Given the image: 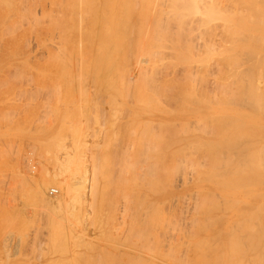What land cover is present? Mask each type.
<instances>
[{
	"label": "rangeland",
	"instance_id": "1",
	"mask_svg": "<svg viewBox=\"0 0 264 264\" xmlns=\"http://www.w3.org/2000/svg\"><path fill=\"white\" fill-rule=\"evenodd\" d=\"M104 1L105 0H95V1L94 0H91V1L90 0L89 1L88 0H78V1L77 0H0V216H1L0 217V228H2V229H0V256H1L0 257V264H101V263L102 264H106V263L107 264H113V263H115V264H119V263L120 264H133V263L134 264H140V261L135 256L137 254L139 256H141L142 258L143 257L146 258V260H148V263L146 261L147 264H152V263L153 264H155V263L156 264H182V263L188 264L187 263L188 259H189L188 262H190L191 259H192V261H194V264L204 263L203 261H205V260L209 264H214V258H215V256H212L213 253H212L211 247L210 248L207 247L206 244H205L206 246L203 245L205 247V249L207 248L206 249L207 252L204 251L205 249H202V247H203L202 245H201L202 247H199L200 245H198V247L196 246L197 245L195 243L196 239L197 238L200 239L201 237H204V236H201V235H204L205 233H206V235L207 234H210L212 232L213 233H218V234L220 233L221 234L223 231L225 232L226 229H227L226 231L229 230L231 232V231L239 228L236 231H234L235 232L234 234H237L238 235V234L241 233V231L245 230L244 229V226H243L245 224L244 222L246 220V223H247L248 217H250L252 215V213H253L252 210H255L254 211V213H255L256 212V209H257V207H256V209L255 208H252L251 211H249L248 216L246 217L247 219L243 220L244 222L241 221L242 219L239 220L240 217L236 214L237 211H238L237 210L238 209L237 208L238 206L236 204L235 205L233 204L236 200L232 199L233 201L232 200L231 201L233 203L229 201L230 202V204H229V202L226 199L224 200V197H225L224 196V193H226V195H227L228 192L230 193L231 191L232 192L234 191L235 193H237V191L239 192V190L240 191L242 190L241 192H244L243 189H242V188H244V187H242L244 184H242V185L239 186V187H242L239 190H238V188H239L238 187V184L235 185V187L236 186L238 187V188L236 187L237 189L235 190V187L233 186V184L231 185V183L228 182V180L230 178V176H228L225 179H227V182H228V185L229 186H227L228 188H226V190H224L225 188L222 187V183H223L222 180H224V179H222V178H221V182L222 183H219L220 182V178L219 177H218L219 181H216V182H214V181L211 182L210 180H207L206 181L204 179H200V181H199V179L196 178V177L199 176L198 171L202 168V167L199 168L200 167L199 166V162H200L199 160H201V158L203 160H205V158H206V160H208L206 163L209 162V165L211 164L210 162H212L213 159H215V158L221 159L220 156H219V157H215L212 160H210V155L209 154L212 152L211 153V156H213V154L215 153V151L213 150L214 151L213 152L212 149H215V150H217V149L216 148L209 149L212 144L210 146L208 144H205L207 141L204 143V145H205L204 146L203 143H202V142H204V140L201 142V139L207 138V140H208V139H211L213 136H216V135H212V133L213 134H216V133L219 134L220 132H223L224 130H226L227 128L230 127V126L228 127V125H230L228 119L229 120L231 119L230 120V122H231V128H229V129H233L237 124L238 125L241 124L242 125L241 127L244 126L246 128V129H243V130L241 129L242 132L245 131L247 133L246 134H242V136H241L242 139H240V140H244L243 137L244 138L246 137L245 140L243 141V143H245L248 140L247 137L249 138V133H250L249 131H252V132L254 131V129L253 130H250V128L252 127V125L255 126V128L257 129V128H259L261 126L260 124H262V123H260L261 120L264 121V116H262L264 114V112H262V115L260 114L261 112L259 113V111H261V110L254 111L253 113H251L250 110H252V109H250L248 107H245V106H242L241 104L239 105V103H237V102H236L237 104L236 103L234 104V103H231L230 102L231 105H229L228 104L229 103L228 101H230L229 98L231 97L232 93H230L231 95L229 94L230 96L228 95V101L227 102H226V100H223L224 97L225 98L227 97V93L226 92H228V91L225 92L226 95H224V97H223L222 94H224V92H222V90L220 89V87H222V85H223V82L222 81H227V79H229V77L227 78V76H229V73L230 72H228V74L226 72L227 69H228L227 67H228L229 63H228V65L226 64L227 63L226 62L227 59H226L225 56H224L225 58L223 57L224 59H222V56L215 55V54H217V52L219 51V49H214V50L212 49V51L211 50L208 51V54H204L205 51H206V47L208 49H210V47L213 48L212 45H211L212 42H213L212 43L213 46H215V47L218 44H220L221 46L222 45H227L229 43V41L233 37H232V35H230L229 36V40H228L227 39L228 36L224 34L225 31L224 32L222 31L223 28L220 29V27H222V26H218L217 25L216 28L215 27H212L213 29L211 27H209V26L208 27L206 26V28H208V29L205 30V27L204 26H199V24H196V22H194V24H193L194 26L191 25L192 30L190 29V26H186V28L182 26L183 29L185 28L184 30L181 29L182 27L179 26V28L181 29V31L183 30V32H182L183 35H180V36L181 37L183 36L184 38L186 36L185 40L187 39L188 41H190L188 43L189 45L187 44L188 41L186 42L184 39H181L180 36H177V33L179 34L180 32H177L175 30L174 33H176V36L177 37H175V34L172 35V36L175 37V40H177L178 37H179L180 40H181V42H182V44H184L183 42L185 41V43L187 45V46L185 45L186 48H185L184 45H182L181 43H179L180 40H179V42H178V40H177V42H174L175 40H173V43L174 44L171 42V40H169L170 41L169 44L167 46H164L165 44H167V42H165V44L163 42L166 41V39L169 37V33L170 34L173 33V30L175 29V27H177V29H179L178 26H177V24H175V26L172 27V32L171 31H168V34H167V30L168 29L170 30L171 28H168L166 30V33L164 34V36L166 35V39H164L163 41L162 40L159 41V44L161 43V46L163 45L165 47L164 49L166 51H168L166 49V47L167 48L170 47L171 49L173 48L171 51H173L174 53H170V52L165 53V50H162L161 49L164 54H161V52L159 51L158 53H160V54L158 56L155 54V57H154V55H152L153 58L151 57V59H150V56L151 55L149 54L150 56H148L146 54L149 57V61H145V60L148 59V57L144 59V55L145 54L142 55L141 52H139L137 50L139 48L140 49L142 48L141 47L142 44H143V48H145V45L148 46V44H151L152 43L150 41H153L152 40V37H151L152 36L151 35V31L150 30L149 31L148 30H145V28L143 27V24H141V20L144 17H146L147 15H144V14L142 15V12L141 11L138 12V16H141L142 15L143 18H140L138 20L140 22H138V21L136 22L138 25L134 24L135 21L133 20L132 25L134 24V26H132L131 29L133 27L136 28L138 33L135 32L136 30H133L132 34L135 32L134 33L135 36H134V38H131V37H133V35H130V37H129V35H128L129 32H127L128 33L127 34L125 32L126 30L125 31L124 30L118 31L117 30V27L114 28V25H113V22L115 21V19L118 16H120L121 18L123 16H126V14H128V16H129L132 13L130 11V9L123 7L124 9H128L130 11L129 13H127V11L125 10L126 11V14L123 15L122 14L123 13L122 12V9L120 10V9L114 8L112 6V4L114 5V0H112L113 1L112 4H109V3L112 2L110 0H106L105 2ZM103 3L104 4L106 3L105 4V7H104ZM69 7H70V9H69ZM80 7H82V9ZM105 8H107V10H105ZM110 9L113 10V11L111 12ZM136 10L134 9V11H136ZM98 11H99V13H98ZM117 11H119V13ZM117 14H119V15L116 17ZM112 15H114V16H112ZM80 16H81V18H80ZM111 17H112L113 20L111 19ZM88 18H91V19H88ZM191 18H193V20H194L195 16H193V17L191 16ZM191 18H190V20H192ZM132 19H134V18L132 17ZM111 20L113 22H111ZM122 20H120V21H122ZM81 24H82L83 27L81 26ZM135 25H136V27H135ZM196 26H199L202 30L199 27L197 29ZM108 27H109V31H108ZM209 28H211V29L209 30ZM63 29L66 30V31L64 32ZM217 29H218V31H216ZM198 30H200V32ZM85 31H87V32H85ZM146 31L150 32V37H146L145 36V34L149 36V33L146 32ZM160 31H162V30H160ZM160 31H156L154 33L155 36H156V33L157 32H160ZM197 31H198V34H197ZM89 32H90V34H89ZM164 32H165V30H164ZM184 32H186V33H184ZM187 32H189L188 33V35H189L188 37H189L190 40L187 38ZM92 33H95V34H93L94 39H92L93 38L92 35H91ZM102 33H103V35H102ZM199 33H201L202 36ZM184 34H185V36H184ZM216 34H218V35L216 36ZM105 35H106V37H108V39L105 37ZM162 35H163V33H162ZM162 35L160 36V33H159V35H157L156 37L160 36V38H161ZM192 35H193V37L194 36L195 37H199L200 39L194 37L195 40H193V39H191ZM228 35H229V33H228ZM61 36H62V40H61ZM124 36H125V38H123ZM11 37H13V38H11ZM156 37L154 38L155 40L157 39ZM81 38H82V40H83L84 43L82 42ZM129 38H131L130 39L131 41L128 40ZM140 38H142V40H140ZM146 38H147V40H146ZM148 38H149V40H148ZM163 38H165V37H163ZM123 39L125 40L124 44H126V45H124V44L123 45H116L117 48H118V46H120V47L121 46H124L123 47L124 49L121 50V54L119 52V55H118V53H117L118 51L115 52L117 49L115 48L116 50L114 51V47L113 46H115L114 44H115L116 41L118 42V43L116 42L117 44H122V42L124 41ZM133 39H134V41H135V39H137V41H135L136 43L135 42H132ZM182 40H184V41H182ZM198 40H199V43L197 44ZM251 40L254 41L253 39H250V41H248V43H250L252 45H257V46H259L258 44H260V46L262 45L263 48H264V44H261V43H257L256 44L255 42H251ZM67 41H69V42H67ZM138 41H140V42H138ZM191 41L196 46H198V45L201 44L199 47H196L195 46V49L194 50L197 53L195 51L194 52L196 54L193 51L191 52V50H193V49H190V48L194 46V45L193 46L190 45L191 44ZM214 41H215L216 44L217 43L218 44L215 45ZM221 41H222V43H221ZM236 41H237V39H236ZM157 42H156V44H157L156 46H158V43ZM205 42H206V45H207L206 47H205ZM224 42H225V44H224ZM241 42L242 41H239L238 40V43L236 45H238V44L239 45H242V44L245 45L247 41L246 42L243 41L242 43ZM244 42H245V44H244ZM129 43H131L133 45V47H131L132 45L129 44ZM133 43H135V44H133ZM138 43L139 44L141 43L140 44V47H138L139 46ZM235 43H232V44H235ZM58 44H59V46H58ZM136 44H138V45H136ZM176 44H177V47H176ZM179 44H181V45L179 46ZM208 44H209L210 47L208 46ZM243 45H242V47H243ZM125 46L128 47V48H126ZM189 46H190V48H189ZM262 46H261V49L263 50ZM219 47L220 46L218 45V47H216V48H219ZM160 48H163V47H160ZM160 48H157L156 47L154 49L157 50V49H160ZM170 48H169V50H170ZM59 49H60V51H59ZM66 49H67V51H66ZM77 49H79L80 52L79 51L77 52ZM85 49H87V50L84 51ZM118 49L120 51V48H118ZM220 49L222 50L223 48L221 47ZM102 50H103V52H102ZM129 50L132 53H130ZM258 50H260V49H258ZM70 51H72V52H70ZM87 51H89V52H87ZM220 51L218 53H220ZM124 52H126V53L129 54V55H127V57L130 59L129 60L128 58H126V62H125L126 64L123 62L124 58L126 57V55H125ZM136 52H139L142 55V58L143 59L142 58L141 59L143 60V62L142 61L141 62H142L143 65H141V62H140L141 55L139 53H136ZM70 53H72V54L70 55ZM86 53H89V54H86ZM148 53H150V52H148ZM132 54H134L133 57H132ZM137 54L139 55V59H137L138 58V55ZM170 54H172V56ZM112 55H113V58H112ZM160 55H162V56L164 55L163 56L164 58L167 55L168 56H171V57H168L167 59L165 58L167 61L165 59H163V60L166 61V64H165L164 63L165 61H160V59L162 60L163 57L158 58ZM215 56L216 57H220L219 58V61H218L219 62L218 65L217 64L216 65L214 64L215 61H214V63H212L213 62V58ZM134 57H137L136 59L138 60V62H137L138 64H135L136 62H135ZM207 57H210V59L207 58ZM62 58H63V60H62ZM117 58H119V59H117ZM156 58L159 59L158 62H157V60H155ZM182 58H183V60H181ZM204 58H205L206 61L205 60H202ZM133 59H134V61H133ZM168 59H170L169 60L170 63H168L169 62ZM200 59L202 61H204V62H202ZM208 59L210 61H208ZM216 59H218V58H216ZM220 59H221V62H220ZM65 60H67V61H65ZM97 60L99 62H101L102 64L101 63L99 64V62ZM223 60H225V61H223ZM152 61H155L157 63H154L153 64ZM172 61H173V63H171ZM197 61H198V64H199V61H200L201 62L200 65L201 66L203 65L201 67L202 69L205 68V69H203V71H202V69H200V65H198V66L196 65L195 62H197ZM109 62H111L113 64H111ZM147 62L148 63L150 62L151 64L149 63L148 66H146L147 65ZM210 62H211V65L212 66L209 65ZM174 63L175 64L177 63V64L175 66H173L172 64H174ZM216 63H217V61H216ZM222 63H225V64H222ZM120 64H122V66H118ZM170 64L172 66H170ZM204 64H205V66H204ZM108 65L111 66V69H109V72L107 71V68H106ZM157 65L159 66V69H158V66ZM187 65H189V66L186 67ZM208 65H209V67H207ZM78 66H80V67H78ZM103 66H105L106 69H104ZM166 66H168V67L170 66V67L169 68L168 67L166 68ZM246 66H248V63L244 64V67H246ZM82 67H83V69H82ZM118 67H120V68H118ZM150 67H151V69H150ZM221 67H222V71L225 70V74L224 75H226V76H224V77H226L227 79L226 78L223 79V78H221V76H219V75H223L222 73H224V72L221 71ZM229 67H230V65H229ZM68 68H69V70H68ZM86 68H88V69H86ZM179 68H181V69H179ZM95 69H97V70H95ZM126 69L129 70V71H127ZM157 69H158V71H157ZM168 69H170L169 72H168ZM192 69H194V70H192ZM214 69H215V72H213ZM111 70H113V71H111ZM143 70H147V71L145 72ZM154 70H155V75L157 74V77L155 79L157 81V85L162 84V83H160V81L161 82L166 81V82H164L165 84H167V82L170 81L169 82L170 84L169 85L167 84L169 86L167 95H169V92H171L169 97H172V95H173V97L177 96L175 98V100L172 99V98H169V99H171V101L169 99H166L167 101H169V102H166L165 101V98L163 97L164 95L161 93V92L165 91V92H163L165 94L166 93V90H164V89H166V88H162L161 89V87L159 86L160 87V89H159V87L156 88L157 86L154 85L155 83L152 84L153 80H151V77H152L151 74H150V76H151L150 78H148V76H149V73L150 72H153L152 74H154ZM165 70H167V71H165ZM219 70L222 73H219L218 72ZM95 71H96V75H98L100 77H97L96 75H94L95 74L94 73ZM116 71L118 73H115ZM190 71H192V74L194 73V75H192ZM195 71H196V74H195ZM228 71H231V70L228 69ZM82 72H83V74H82ZM105 72L106 73H109V74H106ZM124 72H126V73H124ZM158 72H159V74H158ZM128 73H129V76H127ZM123 74H125L126 77H124ZM144 74H145V76H144ZM84 75H86V76H84ZM107 75H108V77H107ZM146 75H147V79L150 80V81L149 80H147V81L150 82L151 84L150 83L147 84L148 83L147 81H146L147 83L145 82L144 79H146V78H144V77H146ZM216 75H218V77L221 78V79L219 78V80L222 83H220L219 80L216 81L218 79V77ZM118 76H119V78H118ZM130 76H131V78L133 77L132 78V82H131ZM207 76H208V78L209 77H212V79H209L208 80ZM114 77H116V78H114ZM128 77L130 78V81H128V79H129ZM136 77H138V79H136ZM141 77H143V78H141ZM170 77H171V80H170ZM172 77H174V78H172ZM192 77H194V78H192ZM107 78H108V80H107ZM188 78L190 80H188ZM195 78H196V80H195ZM206 78H207V80H206ZM116 79H117V81H116ZM123 79L124 80L127 79V82L124 81ZM172 79H174V80H172ZM213 79L214 80L216 79L215 80L216 83H220L221 85L220 84H214L215 81H213ZM68 80H72V81L69 82ZM104 80H105V82L106 81L107 82L105 83ZM158 80H160V81H158ZM112 81H113V83H112ZM120 81H122V83H120ZM187 81H188V83H186ZM194 81H196L195 82L196 84L194 83ZM65 82H67V83H65ZM102 82H104V83L103 84H99V83H102ZM125 82H126V85H125ZM158 82H159V84H158ZM179 82L183 83V85H181V83H179ZM202 82L203 83L205 82V83L203 84ZM127 83H128V86H127ZM164 83L162 84V86L168 87ZM177 83H178L179 86L177 85ZM144 84H145V86H144ZM146 84H147V86H146ZM171 84H172V86H171ZM200 84H201V86H200ZM149 85H150V88H149ZM151 85H152V87H151ZM193 85H194V87H193ZM215 85L217 87L219 85V89H216L217 87ZM110 86H111V88H110ZM125 86H126V88H125ZM187 86L189 87V89H188ZM195 86H196V89L197 90L195 89ZM146 87H148V88H146ZM107 88H109V89H107ZM170 88L171 89H174V90H171ZM202 88L205 89V90H202ZM176 89H178L179 91L176 90ZM152 90L153 91H155V90H158L159 91L160 90V91L157 93L156 91L153 92ZM169 90H171V91H169ZM182 90H183V92H182ZM216 90H218V91H216ZM236 90L237 89H235V91ZM180 91L182 92V95H181V92ZM263 91H264V88H263ZM205 92H206V94H205ZM175 94H177V95H175ZM190 94H192L193 96L190 95ZM195 94H196V96H195ZM126 95H127V98H126ZM152 95H153V97H151ZM205 96H207V97H205ZM208 96H209V99H208ZM141 97H143V98H141ZM222 97H223V99H220ZM178 98H180L181 100H179ZM141 99H143V100L141 101ZM162 99H164L165 102ZM196 99L198 100V102H197ZM211 99H212V102H210ZM213 99H214V101H213ZM219 100H220L221 103H217V102H219ZM145 101H147V102L150 101V102L147 103ZM172 101H174V102H172ZM175 101L178 104H176ZM223 101H224V103H223ZM158 102L159 103L161 102L162 104H159ZM193 102H196V103H193ZM149 105H150V107H149ZM159 105H160V107H159ZM162 107L164 109L166 108V110H165L166 112H164V109ZM220 107L221 108H224V110L221 109ZM203 108L205 110H203ZM216 109H217V111H220V113H218L216 115L214 113L212 115L211 112H215ZM192 110H193V112H192ZM207 110H209V111H207ZM133 111L135 112L134 114L132 113ZM149 111H151V112H149ZM262 111H264V110H262ZM136 112H137V114H142V113L145 114L146 117L149 118V119H153L155 115H158V113L164 115V117H165V124L167 125V126L166 125L164 126V129H163L164 132L161 131L162 136H164V141L166 142L167 141L166 138H168L170 136L172 137V134H173V137L172 138L170 137L171 138L170 139V142L169 141L166 142L167 144L175 141L176 139L178 140V137L179 136H180L179 139L180 138H183V135H185L184 137H186V140L187 141H183V142L180 141L181 144H179V145H184L185 144L186 145V146L184 145L186 147L185 150L183 148L184 146L183 147L182 146H179L180 148L182 147L183 149H180L179 147H178V149H176L177 151L179 150L178 153L176 151L170 152L171 150L169 151L168 149H165V156H166V159L165 160H168V161H165V163L163 165V170H165L164 168L166 167V169H167V170H165L166 172L167 171L169 172V169L171 170V172H172V170H174V172H175V169L174 168L177 166V163H178L177 160L180 162L181 157L182 156L185 157V155L190 156V157H186L185 158V160L187 159L186 160L187 163H189L190 165L189 164L186 165V162H183L184 157L182 158L183 160L181 159V161L183 163H185V166L187 168H189L191 166V164H192V163H190V160L191 159H192V161H194L196 159L195 161L197 163V164L194 165L195 162H193V173L194 172H197L196 174L194 173L196 175V177H195V175L193 173L190 174V172L192 170L191 169L192 166L189 169L186 168V171L187 170L189 171V172L187 171V173L189 175V176L187 175L188 176V179L190 178V175H192V179H193V177L196 178L195 180L193 179L195 182L192 181V183H190L189 186L187 185V188L184 187L183 188V191H181L179 193L178 197L175 200H173V202L172 201H169V198H167V197L163 198L161 200L162 201V203H161V205H162L161 207L162 208H160L161 210H158V206L156 205L158 212H156V215L155 214L153 215V216H156V218H154L152 216V214L154 213L152 210L154 209V211H155L156 208L155 207H151V204H149L152 201L154 202V199H153L154 195H153V193H156V192H154V191L151 190V195L153 196L151 198L150 197L151 195H149L150 191L141 188V191L143 193H146V197L149 195L147 198H145V194H143L144 196H142V197L145 198V200H146V201H144L145 203H142L141 200H144V198H142V197H140V199L142 198L141 200L139 199V197L137 195H136V198L131 197V194H132V196H135V193L133 194L132 191L130 190V188H135L134 190H136L139 187L136 188L135 184H137V182L134 181L135 178L134 177L132 178V175H130V174H133L134 171L131 170V168L128 167V163L130 162L131 158L130 157L129 158L127 157L129 155V153L127 154L128 150L125 148V146L128 147V145H130V144L133 143V140H132V143H131V139H134V142H136V141L138 142L137 139H139V137H142L143 136L142 131H144L143 129L145 128V126H144V124H145L144 121L145 120L142 121V124H143L142 126H144V128H141V125H140L141 122L138 123L139 120L141 121V118L138 117V116L136 117L138 119L135 118ZM209 113H210V115H209ZM223 113L224 114L227 113V114L224 115ZM247 113H249V114H247ZM255 113L256 114L258 113L259 117H257L258 115L256 116ZM219 114H221V116L222 115L225 116V118L223 119L225 121V123H224V121L223 122H218V123H217V120L214 121L215 119H218L216 116H218ZM211 115H212V117L215 116L216 118L215 117L212 118ZM227 115H228V117L230 115H233V117L230 116L231 118L229 117L227 119L226 118ZM221 116H218L219 118H221V119H218L219 121L220 120L222 121V117L223 116L222 117ZM239 116H240V118H239ZM243 116L246 117V118L244 119ZM254 116H256V117H254ZM207 117L211 118V120L213 119L214 123L216 122L217 125L215 126V124H212L213 121H211V124H210L211 125V128H210L209 127L210 125H208V122H207L209 120V118L207 119ZM235 117L238 118V119H236ZM232 118H234V119H232ZM252 118H253V120H252ZM134 119L135 120H138V121L137 122H134L135 121ZM202 119H204V120L206 119L207 121H204V122L201 121L202 123H204V124H202V123H200V120H202ZM226 120L228 121V124H227V121ZM244 120L246 122H248L249 125L251 123V125H250L251 127H249V131L247 130V128H248L249 125L246 127L245 124H244L245 123ZM258 120H259V122H258ZM132 122H133V124H132ZM205 122H207V123H205ZM252 122L255 123L256 125H259V126L257 127L256 125L252 124ZM187 123H189V124L187 125ZM198 123L199 124H202L200 126H203V127L198 126ZM222 123H223V125H222ZM138 124H139V126H138ZM169 124L170 125L173 124L172 126H174V127L171 128ZM175 124L177 126H175ZM184 125H185V127H184ZM204 125H206V126L208 125V127H207L208 129L205 127L206 133L203 131L204 130ZM213 125L215 126L214 129H213ZM224 125L226 127H224ZM124 126H126V127H124ZM168 126H169L170 130H169ZM146 127H148V126H146ZM165 127H167L166 128L167 130L165 129ZM261 127L264 128V125H262ZM124 128H125V130H124ZM135 128H137V131L135 130ZM187 128H189V129H187ZM191 128L192 129L195 128V129L192 131ZM209 128L211 129L212 132H210V129ZM223 128H224V130H223ZM260 128L258 129L260 131L259 134L258 135L255 134L256 135L255 136L253 134L255 132L251 133L250 134V138H249L250 141L248 140L246 143L252 142L253 141V138L255 140V137H259V135L263 132V131L260 130ZM200 129H201V132H200ZM238 129H240V128H238ZM238 129L237 130L236 129H233L230 132V134L231 133L233 134V132L235 133V132L239 131ZM77 130H78V132H77ZM100 130H101V134L103 136L99 134L100 133ZM122 130H124V131H122ZM132 130H134V132H132ZM207 130H209L208 132L211 133V134H209V137L207 135ZM213 130H214V132H213ZM241 130L239 131V133L241 132ZM184 131H186L187 133H185ZM202 131L207 136L206 135L203 136ZM102 132H106V134L105 133H102ZM126 133H127V135H126ZM139 133H140V136H138ZM237 133H235V134H237ZM252 134H253V137L251 136ZM97 135L100 136V137H98ZM125 135H126V137H125ZM147 135H146V137H147ZM176 135H178V137H175ZM211 135H212V137H211ZM246 135H248V136H246ZM261 135H264V134H261ZM104 136H107V137H104ZM195 136H198V137H195ZM81 137L82 138H85V139L87 138V140H88V146L90 147V148L87 147V149H85V148L84 149H81V151L83 150L85 153L88 152L87 155H88L89 158H90V156L92 154L95 155L96 152L98 151L97 154H96L98 157L96 155H95L96 157L95 156L93 157V155H92L91 156V159L93 158L95 160L97 158L96 160H98V158H99L98 164H96L97 167H98V165H102V164H104V162H106L104 164L105 167H103V169H102L103 170L102 173H104L105 176L106 175H109L110 176V177L109 176L108 177L107 176L104 177V175H102L103 176L102 177L101 174L98 173V175H100V176H98L99 177V180H100V185H99L100 187L98 189V195L95 198L96 201L94 200L95 202L93 204V205H95L94 206L95 209L93 208V212L91 211L92 214L89 213L90 220L88 221L89 223L87 222L88 225L86 227L87 228L86 229V232L83 231L84 228L82 227V225L81 224H78V222H79L78 219H76V218L73 219L74 218L73 215H72L73 218L70 216V212H68L66 205H62L61 207H55V208L49 207L48 208L47 206H49V205H47V204L45 205V202H43L41 198H40L41 200L40 199L39 200L36 199L37 197L35 198L34 191H33L34 190L33 183H31L30 180L27 181L26 179L23 178V174H27V173L28 174H34V173L36 174V172L40 173V171L43 170V167L41 168V165L42 164L43 165H46L45 167H47L48 170L53 171V169L55 167L54 157H56L57 155L62 156L63 153L66 152V150L64 148H70V150H71L74 147V145H75V140L77 138H81ZM133 137H135V138H133ZM187 137H188V139H187ZM189 137H191V138H189ZM261 137H263V136H261ZM115 138H117L119 140V142ZM119 138H121L122 140L119 139ZM148 138H152V134H149V137ZM174 138H175V140H172ZM251 138H252V140H251ZM128 139H130V140H128ZM152 139H155V136ZM191 139L192 140L197 139L198 142L196 143L197 140L194 142ZM258 139H256L253 142H256V144H257V142H259L261 140L260 139L259 141H257ZM111 140H113L116 143L112 142ZM189 140H191V141H189ZM263 140H264V137L262 138V140L260 142V145L258 147H260V146L263 145L262 144V142L264 143ZM96 141L99 142V143H101L99 146L97 145L99 148L98 147L97 148H93L95 146L94 142H96ZM102 141H103V143H102ZM189 142L190 143L191 142L192 143H196V144H194V147H196V146L197 147L196 148L193 147L194 149H196L195 150L196 152L194 151V149L192 150V148H191L192 146L189 145L190 144ZM200 142H201V144H199ZM106 143H108V144L106 145ZM109 143H111V144H109ZM246 143L244 145H246ZM104 144H105V147H104ZM63 145L64 146L66 145V146L64 147ZM100 146H101V149L102 148H104V149L101 150L100 149ZM106 146L108 147V149L106 148ZM119 146H121V147H119ZM187 146H189V147H187ZM198 146L201 147L202 149L200 148V150H199V147ZM219 146H221V145H219ZM219 146L217 147L218 148V150H217L218 154H219V152H222V146L221 147H219ZM253 146H256L255 143L253 144ZM252 147H251V149H252ZM122 148H123V150H122ZM119 149H120L121 154H120V152H118ZM125 149H126V151L124 152ZM219 149H221V150L219 151ZM258 149L259 148H257V150ZM187 150H188V152H187ZM208 150H211V151H209V153H208ZM257 150H256V152L259 153V150L258 151ZM83 151L81 152V155H83V157L86 158L87 155L84 154ZM204 151H205V153H204ZM223 151H225V150H223ZM129 152H130V155L129 156H131V151H129ZM166 152H168V154ZM169 152L172 153L171 154L172 156L170 155ZM173 152H175V153L173 154ZM179 152H184V153L180 154ZM206 152L208 154L207 156L205 155ZM222 153H224V152H222ZM252 153H254V151ZM104 155H105V157H104ZM173 155H177V156L175 157ZM179 155L180 156L182 155V156L179 158ZM222 155L223 154H221V156ZM254 155H256V154H254ZM106 156H108L107 159L109 158L107 161L104 160V159H106ZM113 156H114V158L111 159ZM192 156L193 157L196 156V158H194V160H193V157ZM122 157H123V159H122ZM91 159H90V161L93 163L94 160L93 159L91 160ZM101 159L103 160V162H101L102 164H99ZM118 159L120 160V162L123 160L121 162L122 165H121V163L119 162ZM126 159L128 161H126ZM188 159H190V160L188 161ZM96 160H95V163H97ZM111 160L114 161V164L115 165L113 163L111 164V162H113ZM203 160H202V162H204L203 164L206 166L205 161H203ZM117 161L119 162V164L121 166V169L124 166L126 167V169H124L125 167L122 169L123 173H122V171H120V166L118 168V165L119 164H118ZM174 161L176 162V164H175L176 166L174 165V168L173 167L170 168V166H173ZM182 162H180V163H182ZM125 163H127V164H125ZM166 163H167L169 169L165 165ZM110 165L111 166L113 165L115 167L112 168V167H110ZM183 165L180 166V167L178 166L181 169H179L178 167H177L178 169L176 168V171L178 170V172L180 174L181 173L182 174H184V173L186 174L185 171H184V173L181 171L182 168L185 167ZM106 167H107V169H104ZM194 167H196V169L198 168L199 170L198 171L197 170L194 171ZM127 168H129L130 170L127 169ZM205 169H208V168L206 167ZM99 170H100V168H99ZM125 170L131 171V172H129L128 175H127V173H124ZM201 170H203L201 172H204L205 171L203 168ZM165 171L162 172V175L163 176H162V179H161L162 180V185L164 184L165 187L164 186H160L159 189L161 191H159V192H157V194H155L156 197L159 194H161V193L168 194V193H171L173 190H177L176 189L177 187L175 188L176 185L174 183L177 184L180 181L179 179L182 177L181 176L182 174L180 175L179 173H176V176L178 177L177 178L178 180H177L175 174L172 176V173L169 172V175H168V172L165 173ZM205 172H207V171H205ZM110 173H112L113 175L110 174ZM120 173L121 174H124L123 176H127L128 177V181H125V180H127L126 179L127 177H124V179H123V176L120 175ZM177 174H179L180 177ZM185 174H184V177H187ZM197 174H198V176H197ZM241 175L243 176V174H241ZM241 175H239L240 177L237 176L236 179L237 180L238 179L240 180V178H242ZM120 176L122 178H120ZM133 176H134V174H133ZM170 176H171V178H170ZM217 176H220V175H217ZM249 176L251 178H253L251 175H249ZM174 177H175L176 181L174 180ZM202 177H203V173H202V176H199V178H202ZM204 177L207 178V176H204ZM116 178H118V180ZM243 178L241 179V181L243 180ZM107 179H108L109 182H107ZM182 179H184V178H182ZM211 179H213V178H211ZM214 179L216 180L217 177L215 176ZM255 179L250 180V182L253 181V180L258 181L257 180L258 177L255 176ZM123 180L125 181V183H123L124 182ZM131 180L134 181V182H136V183L131 182ZM161 180H159V181H161ZM173 180H174V183L171 184ZM201 180H204V181L202 182ZM118 181H119V183L117 184L116 182H118ZM129 181H130V183H129ZM182 182L179 185H181ZM108 183L110 184V187H109ZM205 183H207L208 188H207V186H205L206 185ZM217 183H219L221 185L218 184L219 185L218 186ZM256 183H258V182H256ZM124 184H125V186H124ZM252 184H251V187H250V185H249V187H248V185H246L247 187L244 185L245 186V189H244L245 192L244 193L247 194L248 192L249 193L252 192V187L253 188L255 187L254 184H253V186H252ZM116 185H119V186H116ZM173 185H174V187H173ZM230 185L233 186L234 189ZM48 186H49V187H47L48 189L49 188L50 189L51 188L52 189H59V185L58 184L57 185L56 184H48ZM166 186H169V187L167 188ZM201 186H203L204 188H202ZM115 187H116V189H115ZM193 187L195 188V191H194ZM218 187H220L221 189L218 188ZM217 188H218V190H217ZM229 188L230 189L232 188V189L230 190ZM248 188H250L251 191ZM48 189H47V191H49ZM109 189H111V190H109ZM117 189H119V190H117ZM191 189H193V190H191ZM196 189H199V192L201 193V195H202V193H206L207 192L206 194H203L202 197H201L200 193H198L200 195V197L202 198L200 200H203V201H200L199 200L198 202H196L198 204L201 203V206H199V207H198V204H197L196 207H198V209H196L195 207H194L195 208L194 209L193 208L194 205L191 204V203H195L193 200H195L196 198L197 199L200 198V197H198L199 195H197L196 198L194 196V194H195L194 192H196ZM206 189H208V191H206ZM201 190H202V192H201ZM203 190H205V191L203 192ZM209 190H210V192H209ZM221 190H223V191H221ZM129 191H131V194H129V195H130V197L133 200L134 199L135 200H138L139 199L141 201V207L139 208V206H137L139 208L138 209L139 211L136 210L137 209L136 205H140V201L139 200H138L139 202L133 201L129 197V195L127 194V192L129 193ZM136 191H138V190H136ZM212 191L214 193H216V191L218 193H220V192H224V193H223V198H222L221 195H220L221 197H219L218 196L219 194H215L219 198H217L218 200H214V198H211V201L210 202L212 203V200H214V201H216V204L213 202L212 205L209 206V203L210 202L209 203H207V202L210 200V197H212V196L214 197V194H213ZM147 193H148V195H147ZM249 193L247 195H249ZM115 195H117V196H115ZM121 195H123V196H121ZM126 195H128V196H126ZM113 196H114L115 200H114ZM127 197L131 201L128 200ZM206 197H207V199L209 197V199L207 200ZM124 198L126 200H124ZM182 198L185 199L186 201L185 200H182ZM187 198L188 199L191 198L189 200V202H188ZM240 199H242V194H241ZM150 200H151V202H149ZM170 200H172V198ZM124 201L127 202V204ZM128 201H130V202L128 203ZM205 201H207V202H205ZM221 201L224 204H226V205H222L223 203ZM108 202H110V205L108 204ZM131 202H132V205H131ZM135 202H137V203L135 204ZM163 202H164V204H163ZM174 202H176V203H174ZM180 202H181L182 205L179 204ZM187 202H188V204H187ZM202 202H205V204L207 203L206 206L208 208H206V206H204L205 204L203 205ZM177 203H178V205H177ZM231 203H232V205H231ZM236 203H238V201H236ZM128 204H130V205H128ZM147 204H148V206H147ZM217 204H218V206L219 205H222V206H220V208L221 207L222 208L221 209L219 208L221 211H219V209H217L218 208L217 207ZM183 205H185V206H183ZM227 205H229V206H227ZM152 206H155V205H152ZM186 206H188L187 209H186ZM202 206L205 207L206 209L203 208ZM211 206L214 207V210L217 207L216 208L217 211L216 212L214 210L212 211L210 209ZM230 206H231V208L229 209L228 207H230ZM135 207H136V209H135ZM190 207H191V209L193 208V210H195V212H197L196 213L197 216H194V213L195 212L192 211L190 209ZM129 208H130V210H129ZM173 208H174V210H173ZM226 208H227V210H226ZM235 208H237V209H235ZM118 209H119V212H117ZM131 209L135 212L136 215H134V212ZM176 209H177V211H175ZM182 209L184 210V212L182 211ZM200 209L202 211H205V212L201 213L202 211ZM203 209H205V210H203ZM231 209H235L236 211H234V210L231 211ZM146 210H148V211H146ZM199 210H200V214L201 215L198 214L199 213ZM188 211L191 214H189ZM206 211L207 212L209 211V212L206 213ZM229 211H231V212L228 213ZM122 212H125V213L123 214ZM210 212H211V214H210ZM213 212H215V213H213ZM143 213H146V214L144 215ZM168 213H169V216H168ZM205 213L208 214V216L217 213L216 216L218 215L219 216V219L221 217L222 218L220 220H218L217 219L218 216H217V218L215 219L217 222L215 221V224H214V221H213L215 217L212 218V219H209V220H212L211 222H213V224H214V227H211L213 225H212V223H210V221H208V219L206 217L207 215ZM220 213L222 214L221 216H220ZM225 214H226V216L229 217V219L227 217L228 220H225L226 219ZM130 215L131 216L133 215L135 217L133 218V216L131 217ZM191 215H193V216L191 217ZM148 216H149V218H150L151 221H156V223L149 221ZM164 216H165L167 222L164 220L165 219ZM180 216H182V217L184 216V217L182 218ZM198 216H199L198 219L199 220L201 219L200 223H202V225H203V218L205 219V217H206V220L209 222L208 224L207 223L204 224V225H206V227H204V228H202L203 226L200 227L199 220L197 222V219L194 218V217H198ZM230 216H231V218H230ZM234 216L236 217L237 220L234 218ZM52 217H53V219H52ZM129 217H131V218H129ZM211 217H213V216H211ZM223 217H225V218H223ZM2 218H4L3 219L4 221H2ZM106 218H107V220H106ZM162 218H164L163 219V222H161ZM170 218H174L177 221H175L173 219H170ZM180 218H181L182 221H180ZM250 218H249V220H251ZM5 219L6 220L8 219L7 221H9V222H10V219H11V223L10 224H8V222L6 223V220ZM88 219H89V217H88ZM185 219L190 220V221H187ZM191 219H193V220L191 221ZM194 219H196V220H194ZM231 219H233V222H231ZM60 220H62V221H60ZM144 220L145 221L147 220V222H145ZM234 220H235V222H234ZM238 220L241 221L240 223H242L243 230H242V227H241L240 223L237 222ZM261 220H262V223L264 225V218L261 219ZM139 221H140V223H142L141 224L142 225L141 227H140ZM195 221H196V223H195ZM207 221L204 220V222H207ZM220 221L221 222L223 221L224 223L223 222L220 223ZM227 221L229 222V225L230 226L227 225L228 224ZM1 222H2V224H1ZM60 222H62V223L64 222V223L60 225ZM76 222H77V224H76ZM160 222H161V225L159 226L158 224H160ZM170 222L171 223L173 222L172 223L173 226L175 225L176 226L175 228L178 229V230L175 231L174 227L172 226V224ZM188 222H191V223L189 224ZM192 222H194V223H192ZM230 222L231 223H235V224L233 225ZM251 222L249 221V223L246 224L247 227L250 226V224H251L250 227L252 228L253 222L252 223ZM28 223H29V225H28ZM50 223H53V224H50ZM183 223H184V225H183ZM198 223H199V226H198ZM5 224L7 226H5ZM134 224L135 225L137 224V225L134 226ZM152 224H154L155 226L152 225ZM166 224H167V226H166ZM178 224L181 227H179ZM188 224L191 227L193 226L194 231L197 232L196 235H195V233L193 234V236L190 235V234L193 233V232L191 233V231H193V228L191 229V227ZM191 224H193V225H191ZM209 224H211V225H209ZM53 225H54V227H53ZM63 225H65V226H63ZM144 225L146 227L148 226L147 229L149 230L150 233L148 231L146 233L144 232V230L146 229V227ZM162 225H164V226L162 227ZM216 225L219 226L221 229L219 227L217 228ZM232 225L234 227H232ZM239 225H240V227H237ZM246 225H245V228H247ZM128 226H130V227H128ZM183 226H186L187 228L186 227L183 228ZM227 226H229V229H228ZM27 227H28V229H27ZM97 227H98L99 230L97 229ZM139 227L141 228L140 231L137 230V229H139ZM151 227L153 229H151ZM177 227H179V228H177ZM195 227H196V229H195ZM231 227L233 229H231ZM163 228H165V229H163ZM169 228H170V232L171 233L168 231ZM127 229H130V230L127 231ZM156 229H158L159 232ZM183 229H185L186 232ZM55 230L59 231V233L57 231H55ZM141 230H143V232ZM160 230L161 231L163 230L162 231L163 233ZM188 230H189L190 234H189ZM221 230H223V231H221ZM247 230H249V227L247 228ZM151 231H153V232H151ZM154 231H156L157 233H155ZM165 231L168 233L167 235H165L166 234ZM251 231H249V232L247 231L245 233L248 234ZM141 232L144 233V235ZM230 232H226V233H228V237H230V235H232V237H233L234 236L233 233H230ZM1 233H3V234L1 235ZM53 233H55V234H53ZM85 233L87 234L86 235V238H88V241H91L92 242V246L93 247L87 248L84 245L81 247V246H79V244H77L79 246V248H77V246L75 247L74 246L75 243H77V242H80L81 243V241H82L81 238H85L84 237L85 236L84 235ZM133 233H134V235H133ZM147 233H148V235L145 238L146 239L148 238L147 240H150L151 241V242L149 241V244L148 243H145L146 240H145V242H144V240H141V239H145L144 236ZM172 233H173L174 237L169 236V235H172ZM242 233H244V231ZM245 233L243 235H246ZM263 233H264V231H263ZM77 234H80V235H77ZM187 234L190 235V237ZM3 235H5V236H3ZM157 235H159L160 237H157ZM240 235H242V234H240ZM138 236L141 237V238L139 239ZM167 236H169L170 238L167 237ZM182 236H184V237H182ZM52 237H53V239H52ZM57 237H59V238H57ZM135 237H136V239H135ZM176 237H178L180 240L178 238H176ZM181 237H182V239H181ZM76 238L77 239L79 238V240H77ZM158 238H159V240H158V242H156V239H158ZM75 239H76V241H75ZM162 239H163V242H164V244H162V246H164V247H161L160 246L161 244H158V243L162 242ZM166 239H168L167 240L168 242L166 241ZM169 239H170L171 242L169 241ZM3 240H5V241H3ZM52 240H54V241L52 242ZM139 240H141V241H139ZM36 241L39 242V243H37ZM184 241L185 242L188 241L187 242V245H185L186 243ZM221 241H223V240L221 239ZM142 242H144L145 245H143ZM172 242L175 243L174 246H177V244H178V246L176 247V248H178V251H177L176 248H173L174 250L172 248H170V247H174L173 245H171ZM189 242H192L191 246H194V247H191V246L189 247V245H188ZM180 243H182V245H180ZM227 243L228 244L227 245L225 244V245H226V248H228V249L226 250V248H225L223 250V252L229 257V255H230L229 253L231 251L230 249L233 246L232 247H229L231 244L229 245V242H227ZM53 244H55V246ZM82 244H83V242H82ZM146 244H148V245H146ZM165 244H169V245H165ZM183 244H184V246H183ZM194 244H196V245H194ZM242 244L243 243H241V248L243 246ZM138 245H139V247H138ZM155 246H156V248H155ZM168 246H170V247H168ZM180 246H181V248H180ZM185 246H188L189 248L185 249L186 248ZM149 247L152 248L151 251L149 250L150 249ZM195 247H196V249H195ZM218 247H219V244H217V248ZM95 248H97V249H95ZM99 248H100V250H99ZM160 249H162V250H160ZM179 249L182 250V251L184 249L187 250V253L188 254L186 253V251H183V252L186 253V257H187V260L186 261L183 260L184 262L181 260L182 259V256L181 255L184 254V256H185V253H183L181 251L182 253L180 254V250ZM38 250L40 251V253H39ZM242 250H239L238 249L239 252L242 251ZM244 250H246V248ZM78 251L79 252L82 251V252H80V254H79ZM171 251H172V253H171ZM232 251H233V249H232ZM166 252H169V253H166ZM176 252H177V254H176ZM239 252H236V254L237 253L239 254ZM158 253H159V256H158ZM133 254H134V257L132 256ZM192 254H194L195 256H193ZM203 254L204 255H207V256L201 257V256H203ZM215 254H217V251H216ZM238 254H237V257H234L233 256L235 254H233V255L231 254V256H233L232 258H234L236 260V262L234 261L232 263L233 264H239V263L240 264H242V263L245 264L247 261L241 263L242 260L238 259L241 256H239ZM220 255H222V254L220 253L219 256ZM100 256H101V258H100ZM150 256H152V257H150ZM184 256H183V258H186ZM81 257H83V258H81ZM132 257H133V259H132ZM171 257H173V259ZM175 258H176V260H175ZM177 259H180L179 261H181V263ZM103 260H104V262H103ZM195 260H198V261L195 262ZM138 261H139V263H138ZM192 261L189 264H192ZM237 261H239V263H237ZM109 262H111V263H109ZM146 263H142V264H146Z\"/></svg>",
	"mask_w": 264,
	"mask_h": 264
},
{
	"label": "bare ground",
	"instance_id": "2",
	"mask_svg": "<svg viewBox=\"0 0 264 264\" xmlns=\"http://www.w3.org/2000/svg\"><path fill=\"white\" fill-rule=\"evenodd\" d=\"M78 1V0H77ZM89 1V0H88ZM91 1V0H90ZM95 1V0H94ZM106 1V0H105ZM104 1V2H105ZM110 1H112V0H110ZM87 3V2H86ZM92 3V2H91ZM100 3V2H99ZM107 3V2H106ZM105 3V4H106ZM113 3V1L111 2V3H109V4H112ZM74 4V3H73ZM80 4V3H79ZM88 4V3H87ZM90 4V3H89ZM105 4L103 3V5H104V7H105ZM93 5V4H92ZM91 5V6H92ZM108 5V4H107ZM60 6V5H59ZM74 6V5H73ZM72 6V7H73ZM76 6V5H75ZM80 6V5H79ZM110 6V5H109ZM112 6L114 7V8H118V9H122V14L123 15H125L126 14V11H127V13H129L130 11L132 12L131 14L133 15H129L128 16V14H126V16H123L122 18L120 17V16H118L119 14H117L116 15V19H115V21L113 22L112 20V17H111V22H113V25H114V28H116L117 27V30L118 31H121V30H126L125 32L127 33V32H129V37H130V35H133V37H131V38H134V33L135 32H137V29L136 28H132L131 29V27L132 26H134V24H136V25H138L136 22L140 19V18H143V14L144 15H147L146 17H144L142 20H141V24H143V27L145 28V30H150L151 31V37H152V40L154 41L155 39V37L157 36V35H159V33H160V36L162 35V33H163V35H162V37L160 38V36H158V37H156L157 39L153 42V41H150V42H152L151 44H148V46H146L145 45V48H143V44H142V48L140 49H136L137 51H139V52H141V54L143 55V54H145L144 55V59L145 58H147L148 56H150V59H151V57H152V55H154V57H155V54L158 56L160 53H158L159 51L161 52V54H164L163 53V51L162 50H165L164 48V46H167L168 44H169V40H171V42L173 43V40H175V37H177V36H180V35H183V30L186 28V26H190V29L192 30V28H191V25H193L194 24V22H196V24H199V26H204L205 27V30L206 29H208V28H206V26L208 27H215L216 28V26L218 25V26H222V27H220V29L221 28H223L222 29V31L224 32V34L225 35H227L228 36V40H229V36L230 35H232V41L230 40L229 41V43L227 44V45H220V44H218L220 47L219 48H216V47H218V45L215 43V41H214V43H215V45H217L216 47L215 46H213V42L211 43V45H212V47L213 48H211L210 46H209V44H208V46L210 47V49H208L206 46V42H205V47H206V51H205V53L204 54H208V51L209 50H211L212 51V49L214 50V49H219V51L221 50L220 48L222 47L223 49L220 51V53H218L217 52V54H215V55H217V56H222V59H224L225 57H226V59H227V65H228V63H229V65H230V67H229V65H228V69H230L231 71H228V69H227V74H228V72H230L229 73V76H227V78L229 77V79H227L226 77H224V76H226V75H224L225 74V70L224 71H222V67H221V71L222 72H224V73H222V72H220V70L218 71L219 73H222L223 75H219V76H221V78H226L227 79V81H222L223 82V85H222V87H220V89L222 90V92H224V94H222L223 95V97H224V95H226L225 94V92L226 91H228V92H226L227 93V97L225 98L224 97V99H223V97L222 98H220V99H223V100H226V102L228 101V95L230 94V93H232V95H231V97L229 98L230 99V101H228L229 103V105H231V103H239V105L241 104L242 106H245V107H248V108H250V109H252V110H250L251 111V113H253L254 111H259V110H261V111H259V113L262 115V112H264V111H262V110H264V91H263V88H264V48H263V46H262V48H263V50L261 49V46H260V44H258L259 46H257V45H252V44H250V43H248V41H250V39H253L254 41H252L251 40V42H255L256 44L257 43H261V44H264V0H114V5L112 4ZM128 8V9H130V11L128 10V9H124V8ZM81 9H82V7H80ZM108 8V7H107ZM107 8H105V10H107ZM69 9H70V7H69ZM113 9V8H112ZM134 9L136 10V11H134ZM89 10V9H88ZM87 10V11H88ZM119 10V11H120ZM124 10V11H123ZM126 10V11H125ZM71 11V10H70ZM81 11V10H80ZM110 11L112 12L113 10H111L110 9ZM119 11H117L118 13H119ZM142 12V15L141 16H138V12ZM74 12V11H73ZM109 12V11H108ZM121 12V11H120ZM125 12V13H124ZM98 13H99V11H98ZM115 13V12H114ZM83 14V13H82ZM81 14V15H82ZM88 14V13H87ZM86 14V15H87ZM95 14V13H94ZM141 14V13H140ZM121 15V14H120ZM88 16V15H87ZM98 16V15H97ZM112 16H114V15H112ZM191 16L193 17V16H195V18H194V20H193V18H191ZM132 17L134 18V19H132ZM80 18H81V16H80ZM84 18V17H83ZM190 18L192 19V20H190ZM88 19H91V18H88ZM123 19V20H122ZM196 19V20H195ZM86 20V19H85ZM95 20V19H94ZM98 20V19H97ZM120 20H122V21H120ZM133 20L135 21V23L132 25V23H133ZM80 21V20H79ZM84 21V20H83ZM92 21V20H91ZM108 21V20H107ZM85 22V21H84ZM119 22V23H118ZM138 22H140V21H138ZM96 23V22H95ZM118 23V24H117ZM84 24V23H83ZM101 24V23H100ZM112 24V23H111ZM175 24H177V26H178V28H179V26L180 27H185L184 29H183V27L181 28V29H183L182 31H181V29L179 28V29H177V27H175V29L173 30V33H169V37L166 39V35L164 36V34L166 33V30L168 29V28H171L170 30L168 29L167 30V34H168V31H171L172 32V27H174L175 26ZM88 25V24H87ZM108 25V24H107ZM136 25H135V27H136ZM81 26H82V24H81ZM85 26V25H84ZM104 26V25H103ZM140 26V25H139ZM142 26V25H141ZM194 26V25H193ZM199 26H196L197 27V29H198V27ZM83 27V26H82ZM56 28V27H55ZM58 28V27H57ZM64 28V27H63ZM67 28V27H66ZM95 28V27H94ZM130 28V29H129ZM142 28V27H141ZM143 28V29H144ZM148 28V29H147ZM195 28V27H194ZM193 28V29H194ZM200 28V27H199ZM211 28H209V30L211 29ZM214 28V29H215ZM65 29V28H64ZM63 29V30H64ZM83 29V28H82ZM86 29V28H85ZM106 29V28H105ZM140 29V28H139ZM138 29V30H139ZM201 29V28H200ZM204 29V28H203ZM213 29V28H212ZM225 29V30H224ZM57 30V29H56ZM69 30V29H68ZM94 30V29H93ZM133 30H136L133 34H132V32H133ZM141 30V29H140ZM144 30V31H145ZM160 30H162V31H160ZM164 30H165V32H164ZM177 31V32H180L179 34L177 33V36H176V33H174V31ZM180 30V31H179ZM187 30V29H186ZM185 30V31H186ZM202 30V29H201ZM66 30H64V32H65ZM81 31V30H80ZM90 31V30H89ZM96 31V30H95ZM108 31H109V27H108ZM123 31V32H124ZM148 31H146V32H148ZM156 31H160V32H157L156 33V36H155V32ZM199 32H200V30H198ZM198 31H197V34H198ZM204 31V30H203ZM208 31V30H207ZM216 31H218V29L216 30ZM68 32V31H67ZM85 32H87V31H85ZM102 32V31H101ZM106 32V31H105ZM111 32V31H110ZM140 32V31H139ZM206 32V31H205ZM215 32V31H214ZM100 33V32H99ZM108 33V32H107ZM114 33V32H113ZM112 33V34H113ZM120 33V32H119ZM118 33V34H119ZM138 33V32H137ZM142 33V32H141ZM145 33V32H144ZM143 33V34H144ZM149 33V36L148 35H146L145 34V36L146 37H150V32H148ZM184 33H186V32H184ZM188 33L189 32H187V38L189 39V35H188ZM196 33V32H195ZM212 33V32H211ZM210 33V34H211ZM222 33V32H221ZM227 33V34H226ZM228 33H229V35H228ZM89 34H90V32H89ZM88 34V35H89ZM93 34H95V33H92L91 35H92V37H93ZM105 34V33H104ZM110 34V33H109ZM108 34V35H109ZM117 34V35H118ZM125 34V33H124ZM173 34H175V37L174 36H172ZM191 34V33H190ZM199 34H201V33H199ZM213 34V33H212ZM14 35V34H13ZM64 35V34H63ZM62 35V36H63ZM102 35H103V33H102ZM115 35V34H114ZM138 35V34H137ZM155 37H154V36ZM171 35V36H170ZM214 35V34H213ZM218 34H216V36H217ZM62 36H61V40H62ZM68 36V35H67ZM87 36V35H86ZM184 36H185V34H184ZM201 36H202V34H201ZM200 36V37H201ZM215 36V37H216ZM226 36V37H227ZM83 37V36H82ZM91 37V38H92ZM105 37H106V35H105ZM110 37V36H109ZM143 37V36H142ZM163 37H165V38H163ZM172 37V38H171ZM174 37V38H173ZM192 37H193V35H192ZM191 37V39H193V40H195L194 39V37L192 38ZM206 37V36H205ZM211 37V36H210ZM11 38H13V37H11ZM15 38V37H14ZM87 38V37H86ZM107 39H108V37H106ZM111 38V37H110ZM119 38V37H118ZM123 38H125V36L123 37ZM131 38H129L128 40H130ZM144 38V37H143ZM163 38V39H162ZM170 38V39H169ZM180 38L181 39H184L185 40V38H186V36H185V38L182 36H180ZM180 38L178 37V42H179V40H180ZM195 38H199V37H195ZM202 38V37H201ZM204 38V37H203ZM69 39V38H68ZM80 39V38H79ZM92 39H94V37L92 38ZM91 39V40H92ZM117 39V38H116ZM138 39V38H137ZM137 39H135V41H137ZM164 39H166V41H164L163 43L165 44V42H167V44H165L164 46L162 45L161 46V43L159 44V41L160 40H164ZM200 39V38H199ZM221 39V38H220ZM226 39V38H225ZM226 39V40H227ZM236 39H237V41H236ZM81 40H82V38H81ZM98 40V39H97ZM105 40V39H104ZM115 40V39H114ZM120 40V39H119ZM124 40V39H123ZM127 40V39H126ZM140 40H142V38H140ZM145 40V39H144ZM146 40H147V38H146ZM145 40V41H146ZM148 40H149V38H148ZM177 40H175L174 42H177ZM184 40H182V41H184ZM190 40V39H189ZM197 40V39H196ZM238 40L239 41H247L246 42V44H245V42H244V44L245 45H243V47H242V45H236L237 43H238ZM14 41V40H13ZM87 41V40H86ZM122 41V40H121ZM131 41V40H130ZM134 41V39L132 40V42H135ZM158 41V42H157ZM161 41V42H162ZM186 42L188 41L187 39L185 40ZM185 41L183 42L184 44H182V42H181V40H180V42L179 43H181L182 45H186V43H185ZM67 42H69V41H67ZM81 42V41H80ZM82 42H83V40H82ZM102 42V41H101ZM106 42V41H105ZM117 42V41H116ZM115 42V46H113L114 47V51L115 52H117L118 53V55H119V52H120V54H121V50H123L124 48V46H118V48H120V51H119V49L117 48V46L116 45H123L124 44V42H125V40L122 42V44H117ZM129 42V41H128ZM127 42V43H128ZM138 42H140V41H138ZM148 42V41H147ZM156 42L158 43V46H156L157 44H156ZM190 41H188L187 42V44L189 43ZM204 42V41H203ZM220 42V41H219ZM236 42V43H235ZM241 42V43H242ZM84 43V42H83ZM91 43V42H90ZM109 43V42H108ZM107 43V44H108ZM113 43V42H112ZM120 43V42H119ZM136 43V42H135ZM135 43H133V44H135ZM143 43V42H142ZM199 43V40H198V42H197V44ZM221 43H222V41H221ZM232 43H235V44H232ZM86 44V43H85ZM99 44V43H98ZM104 44V43H103ZM129 44H131V43H129ZM139 44V43H138ZM138 44H136V45H138ZM141 44V43H140ZM140 44H139V46L138 47H140ZM171 44V43H170ZM174 44V43H173ZM181 44H179V46L181 45ZM203 44V43H202ZM224 44H225V42H224ZM110 45V44H109ZM124 45H126V44H124ZM132 45V44H131ZM135 45V46H136ZM160 45V46H159ZM189 45V44H188ZM190 45H194L193 47H191L190 48V46H189V48L190 49H193V50H191V52L193 51H195L194 49H195V44L194 43H192V41H191V44ZM201 45V44H200ZM200 45H198V46H196V47H199ZM204 45V44H203ZM202 45V46H203ZM58 46H59V44H58ZM65 46V45H64ZM128 46V45H127ZM134 46V47H135ZM160 48V47H163V48H160V49H154V48ZM170 46V45H169ZM168 46V47H169ZM187 46V45H186ZM186 46H185V48H186ZM69 47V46H68ZM74 47V46H73ZM108 47V46H107ZM126 47V46H125ZM131 47H133V45L131 46ZM147 47V48H146ZM176 47H177V44H176ZM256 47V48H255ZM259 47V48H258ZM83 48V47H82ZM81 48V49H82ZM89 48V47H88ZM87 48V49H88ZM104 48V47H103ZM116 48V49H115ZM126 48H128V47H126ZM130 48V47H129ZM137 48V47H136ZM170 48V47H169ZM169 48H167L166 47V49L168 50V51H166L165 50V53H168V52H170V53H174L173 51H171L172 49L170 48V50H169ZM188 48V49H189ZM62 49V48H61ZM80 49V50H81ZM87 49H85L84 51H86ZM100 49V48H99ZM107 49V48H106ZM131 49V48H130ZM162 49V50H161ZM208 49V50H207ZM258 49H260V50H258ZM98 50V49H97ZM128 50V49H127ZM187 50V49H186ZM59 51H60V49H59ZM66 51H67V49H66ZM79 51V49H77V52ZM94 51V50H93ZM99 51V50H98ZM110 51V50H109ZM126 51V50H125ZM130 51V50H129ZM133 51V50H132ZM190 51V50H189ZM210 51V52H211ZM217 51V50H216ZM63 52V51H62ZM70 52H72V51H70ZM80 52V51H79ZM83 52V51H82ZM87 52H89V51H87ZM102 52H103V50H102ZM134 52V51H133ZM139 52H136V53H139ZM148 52H150V53H148ZM181 52V51H180ZM196 52V51H195ZM194 52V53H195ZM207 52V53H206ZM125 53V55H126V57L124 58V60H123V62L125 63L126 62V58H128L127 57V55H129L128 53H126V52H124ZM130 53H132L131 51H130ZM197 53V52H196ZM195 53V54H196ZM72 53H70V55H71ZM85 54V53H84ZM86 54H89V53H86ZM99 54V53H98ZM104 54V53H103ZM140 54V53H139ZM140 54V55H141ZM148 56H147V55ZM150 54V55H149ZM177 54V53H176ZM213 54V55H214ZM53 55V54H52ZM92 55V54H91ZM138 55V54H137ZM142 55H141V57H140V62L142 61L143 62V58H142ZM169 55V54H168ZM166 56L165 58L167 59L168 57H171L172 56V54H170L171 56ZM59 56V55H58ZM63 56V55H62ZM89 56V55H88ZM104 56V55H103ZM134 56V54H132V57ZM146 56V57H145ZM164 56V55H163ZM162 55H160L158 58H161V57H163ZM179 56V55H178ZM209 56V55H208ZM225 56V57H224ZM67 57V56H66ZM72 57V56H71ZM70 57V58H71ZM102 57V56H101ZM111 57V56H110ZM115 57V56H114ZM118 57V56H117ZM182 57V56H181ZM180 57V58H181ZM224 57V58H223ZM228 57V58H227ZM61 58V57H60ZM69 58V59H70ZM78 58V57H77ZM89 58V57H88ZM100 58V57H99ZM109 58V57H108ZM112 58H113V55H112ZM121 58V57H120ZM137 57H134V59H135V64H138L137 62H138V60L137 59H139V55H138V58L136 59ZM142 58V59H141ZM153 58V57H152ZM158 58H156L155 60H157V62L159 61V59ZM164 57L162 58V60L160 59V61H165L166 59H165ZM175 58V57H174ZM207 58H209L210 59V57H207ZM215 58V59H214ZM213 58V62L212 63H214V61H215V65L217 64H219V58L220 57H214ZM216 58H218V59H216ZM102 59V58H101ZM117 59H119V58H117ZM116 59V60H117ZM129 59V58H128ZM134 59H133V61H134ZM163 59H165V60H163ZM208 59V61H210ZM225 59V60H226ZM57 60V59H56ZM62 60H63V58H62ZM68 60V59H67ZM67 60H65V61H67ZM109 60V59H108ZM111 60V59H110ZM130 60V59H129ZM170 59H168V61H169ZM180 60V59H179ZM181 60H183V58L181 59ZM201 60V59H200ZM202 60H205V58L204 59H202ZM201 60V61H202ZM225 60H223V61H225ZM61 61V60H60ZM85 61V60H84ZM98 61V60H97ZM96 61V62H97ZM101 61V60H100ZM145 61H149V57H148V59L147 60H145ZM144 61V62H145ZM167 61V60H166ZM166 61L164 62L165 64H166ZM206 61V60H205ZM216 61H217V63H216ZM99 62V61H98ZM115 62V61H114ZM120 62V61H119ZM122 62V63H123ZM142 62H141V65H143L142 64ZM153 62V64L154 63H157V62H155V61H152ZM202 62H204V61H202ZM211 62H210V64L209 65H211ZM220 62H221V59H220ZM57 63V62H56ZM68 63V62H67ZM101 62H99V64H100ZM109 63H111V62H109ZM108 63V64H109ZM128 63V62H127ZM150 63V62H149ZM148 62H147V65L146 66H148V64H149ZM168 63H170V61L168 62ZM171 63H173V61L171 62ZM196 63V65L198 66V65H200V61H199V64H198V61L197 62H195ZM209 63V62H208ZM246 63H248V66H246V67H244V64H246ZM98 64V65H99ZM102 64V63H101ZM111 64H113V63H111ZM115 64V63H114ZM126 64V63H125ZM124 64V65H125ZM151 64V63H150ZM177 64V63H176ZM175 63L174 64H172L173 66H175L176 65ZM221 64V63H220ZM222 64H225V63H222ZM85 65V64H84ZM104 65V64H103ZM110 65V64H109ZM107 66L106 68H107V71L109 72V69H111V66ZM156 65V64H155ZM159 65V64H158ZM157 65V66H158ZM161 65V64H160ZM163 65V64H162ZM169 65V64H168ZM171 64H170V66H172ZM207 65V64H206ZM209 65L207 66V67H209ZM214 65V66H215ZM82 66V65H81ZM106 66V65H105ZM105 66H103V68L104 69H106L105 68ZM118 66H122V64H120V65H118ZM127 66V65H126ZM131 66V65H130ZM133 66V65H132ZM140 66V65H139ZM164 66V65H163ZM169 66V67H170ZM189 65H187L186 67H188ZM192 66V65H191ZM203 66V65H202ZM201 65H200V69H202L201 67H202ZM204 66H205V64H204ZM212 66V65H211ZM213 66V67H214ZM58 67V66H57ZM78 67H80V66H78ZM84 67V66H83ZM83 67H82V69H83ZM125 67V66H124ZM141 67V66H140ZM154 67V66H153ZM168 66H166V68H167ZM168 67V68H169ZM179 67V66H178ZM219 67V66H218ZM61 68V67H60ZM118 68H120V67H118ZM147 68V67H146ZM156 68V67H155ZM164 68V67H163ZM212 68V67H211ZM225 68V67H224ZM12 69V68H11ZM79 69V68H78ZM86 69H88V68H86ZM92 69V68H91ZM98 69V68H97ZM97 69H95V70H97ZM116 69V68H115ZM128 69V68H127ZM126 69V70H127ZM144 69V68H143ZM150 69H151V67H150ZM149 69V70H150ZM153 69V68H152ZM158 69H159V66H158ZM158 69H157V71H158ZM171 69V68H170ZM170 69H168V72H169V70ZM179 69H181V68H179ZM195 69V68H194ZM194 69H192V70H194ZM203 69H205V68H203ZM203 69H202V71H203ZM216 69V68H215ZM215 69H214V71L213 72H215ZM68 70H69V68H68ZM103 70V69H102ZM141 70V69H140ZM148 70V71H149ZM173 70V69H172ZM185 70V69H184ZM208 70V69H207ZM212 70V69H211ZM217 70V69H216ZM72 71V70H71ZM83 71V70H82ZM90 71V70H89ZM111 71H113V70H111ZM122 71V70H121ZM124 71V70H123ZM127 71H129V70H127ZM126 71V72H127ZM131 71V70H130ZM143 71H147V70H143ZM153 71V70H152ZM156 71V72H157ZM161 71V70H160ZM159 71V72H160ZM165 71H167V70H165ZM188 71V70H187ZM199 71V70H198ZM63 72V71H62ZM126 72H124V73H126ZM144 72V73H145ZM159 72H158V74H159ZM179 72V71H178ZM191 72V74H192V71H190ZM194 72V71H193ZM200 72V71H199ZM212 72V73H213ZM67 73V72H66ZM81 73V72H80ZM85 73V72H84ZM95 74L94 75H96V71L94 72ZM106 73V72H105ZM115 73H118L117 71L115 72ZM114 73V74H115ZM153 72H150L149 73V76H148V78H150L151 76V80H153V82H152V84H154L155 86H157L156 88H158L159 86L161 87V89L162 88H166V89H164V90H166V93L164 94L163 92H165V91H163V92H161L164 96V98H165V101L166 102H169V101H167L166 99H169V98H172V99H174L175 100V98L177 97V96H175V97H173V95H172V97H169L170 96V93L171 92H169V95H167V92H168V88H169V82L170 81H168L167 79L169 78H167L166 80L168 81L167 82V84H165L164 82H166V81H164V82H161L160 80H158V81H160V83H164L165 85H167L168 87H165V86H162V84H160V85H157V81L155 80L156 79V77H157V74L155 75V70H154V74H152ZM181 73V72H180ZM179 73V74H180ZM186 73V72H185ZM208 73V72H207ZM210 73V72H209ZM82 74H83V72H82ZM106 74H109V73H106ZM105 74V75H106ZM112 74V73H111ZM120 74V73H119ZM118 74V75H119ZM146 74V73H145ZM145 74H144V76H145ZM150 74H151V76H150ZM163 74V73H162ZM169 74V73H168ZM172 74V73H171ZM176 74V73H175ZM189 74V73H188ZM195 74H196V71H195ZM217 74V73H216ZM70 75V74H69ZM79 75V74H78ZM104 75V74H103ZM124 75V77H126L125 76V74H123ZM140 75V74H139ZM155 75V76H154ZM170 75V74H169ZM192 75H194V73L192 74ZM198 75V74H197ZM215 75V74H214ZM218 75H216L217 77H218ZM83 76V75H82ZM84 76H86V75H84ZM97 77H100V76H98V75H96ZM116 76V75H115ZM127 76H129V73H128V75ZM162 76V75H161ZM212 76V75H211ZM107 77H108V75H107ZM123 77V78H124ZM190 77V76H189ZM200 77V76H199ZM198 77V78H199ZM71 78V77H70ZM96 78V77H95ZM114 78H116V77H114ZM118 78H119V76H118ZM117 78V79H118ZM129 78V77H128ZM127 78V79H128ZM130 78H131V76H130ZM130 78L128 79V81H130ZM133 78V77H132ZM132 78H131V82H132ZM135 78V77H134ZM141 78H143V77H141ZM144 78H146V79H144L145 80V82L147 81V80H149V79H147V75H146V77H144ZM161 78V77H160ZM166 78V77H165ZM172 78H174V77H172ZM180 78V77H179ZM192 78H194V77H192ZM197 78V77H196ZM196 78H195V80H196ZM207 78H208V76H207ZM207 78H206V80H207ZM215 78V77H214ZM219 78L220 77H218V79L216 80V81H218L219 80ZM220 78V79H221ZM69 79V78H68ZM72 79V78H71ZM80 79V78H79ZM113 79V78H112ZM117 79H116V81H117ZM127 79H123L124 81H126L127 82ZM136 79H138V77H136ZM158 79V78H157ZM209 79H212V77H209L208 78V80ZM96 80V79H95ZM94 80V81H95ZM107 80H108V78H107ZM165 80V79H164ZM170 80H171V77H170ZM172 80H174V79H172ZM177 80V79H176ZM188 80H190L189 78H188ZM199 80V79H198ZM204 80V79H203ZM214 79H213V81H215ZM65 81V80H64ZM69 82L70 81H72V80H68ZM82 81V80H81ZM85 81V80H84ZM134 81V80H133ZM150 81V80H149ZM186 81V80H185ZM216 81L214 82V84H220V83H222L220 80V83H216ZM104 82H105V80H104ZM104 82H102V83H99V84H103ZM107 82V81H106ZM105 82V83H106ZM126 82H125V85H126ZM130 82V83H131ZM144 82V81H143ZM148 82V81H147ZM146 82V83H147ZM176 82V81H175ZM184 82V81H183ZM196 81H194V83H195ZM200 82V81H199ZM210 82V81H209ZM65 83H67V82H65ZM78 83V82H77ZM111 83V82H110ZM112 83H113V81H112ZM120 83H122V81H120ZM150 82H148L147 84H149ZM172 83V82H171ZM179 83H181V82H179ZM186 83H188V81L186 82ZM203 83V82H202ZM205 83V82H204ZM203 83V84H204ZM212 83V82H211ZM83 84V83H82ZM109 84V83H108ZM134 84V83H133ZM142 84V83H141ZM147 84H146V86H147ZM151 84V83H150ZM158 84H159V82H158ZM196 84V83H195ZM202 84V85H203ZM79 85V84H78ZM105 85V84H104ZM113 85V84H112ZM132 85V84H131ZM177 85H178V83H177ZM181 85H183V83H181ZM192 85V84H191ZM221 85V84H220ZM59 86V85H58ZM103 86V85H102ZM117 86V85H116ZM115 86V87H116ZM121 86V85H120ZM124 86V85H123ZM127 86H128V83H127ZM144 86H145V84H144ZM171 86H172V84H171ZM179 86V85H178ZM200 86H201V84H200ZM211 86V85H210ZM216 86V85H215ZM61 87V86H60ZM65 87V86H64ZM81 87V86H80ZM96 87V86H95ZM151 87H152V85H151ZM160 87H159V89H160ZM175 87V86H174ZM177 87V86H176ZM181 87V86H180ZM188 87V86H187ZM193 87H194V85H193ZM209 87V86H208ZM214 87V86H213ZM217 87V86H216ZM101 88V87H100ZM106 88V87H105ZM110 88H111V86H110ZM119 88V87H118ZM125 88H126V86H125ZM130 88V87H129ZM132 88V87H131ZM146 88H148V87H146ZM149 88H150V85H149ZM154 88V87H153ZM178 88V87H177ZM186 88V87H185ZM192 88V87H191ZM190 88V89H191ZM223 88V89H222ZM107 89H109V88H107ZM113 89V88H112ZM120 89V88H119ZM152 89V88H151ZM171 89V88H170ZM182 89V88H181ZM188 89H189V87H188ZM187 89V90H188ZM194 89V88H193ZM195 89H196V86H195ZM209 89V88H208ZM207 89V90H208ZM211 89V88H210ZM214 89V88H213ZM216 89H219V85H218V87L216 88ZM235 89H237L236 91H235ZM126 90V89H125ZM142 90V89H141ZM145 90V89H144ZM171 90H174V89H171ZM171 90H169V91H171ZM176 90H178V89H176ZM184 90V89H183ZM183 90H182V92H183ZM197 90V89H196ZM202 90H205V89H203L202 88ZM201 90V91H202ZM140 91V90H139ZM143 91V90H142ZM153 91V90H152ZM151 91V92H152ZM157 93L160 91H158V90H155ZM155 91H153V92H155ZM179 91V90H178ZM186 91V90H185ZM212 91V90H211ZM216 91H218V90H216ZM120 92V91H119ZM152 92V93H153ZM181 92V91H180ZM182 92H181V95H182ZM221 92V93H222ZM149 93V92H148ZM173 93V92H172ZM176 93V92H175ZM198 93V92H197ZM200 93V92H199ZM215 93V92H214ZM178 94V93H177ZM177 94H175V95H177ZM185 94V93H184ZM205 94H206V92H205ZM210 94V93H209ZM132 95V94H131ZM156 95V94H155ZM166 95V96H165ZM186 95V94H185ZM190 95H192V94H190ZM229 95V96H230ZM146 96V95H145ZM158 96V95H157ZM162 96V95H161ZM180 96V95H179ZM193 96V95H192ZM195 96H196V94H195ZM199 96V95H198ZM197 96V97H198ZM150 97V96H149ZM151 97H153V95L151 96ZM155 97V96H154ZM167 97V98H166ZM181 97V96H180ZM205 97H207V96H205ZM217 97V96H216ZM215 97V98H216ZM126 98H127V95H126ZM141 98H143V97H141ZM146 98V97H145ZM144 98V99H145ZM159 98V97H158ZM182 98V97H181ZM132 99V98H131ZM152 99V98H151ZM179 100H181L180 98H178ZM201 99V98H200ZM208 99H209V96H208ZM143 99H141V101H142ZM161 100V99H160ZM159 100V101H160ZM163 101H164V99H162ZM170 101H171V99H169ZM177 100V99H176ZM188 100V99H187ZM197 100V99H196ZM216 100V99H215ZM131 101V100H130ZM156 101V100H155ZM162 101V102H163ZM164 101V102H165ZM178 101V100H177ZM195 101V100H194ZM213 101H214V99H213ZM138 102V101H137ZM145 102H147V101H145ZM150 101H148L147 103H149ZM172 102H174V101H172ZM179 102V101H178ZM182 102V101H181ZM197 102H198V100H197ZM210 102H212V99L210 100ZM231 102V103H230ZM159 103V102H158ZM175 103H176V101H175ZM193 103H196V102H193ZM203 103V102H202ZM217 103H221L220 102V100H219V102H217ZM216 103V104H217ZM223 103H224V101H223ZM236 103V104H237ZM145 104V103H144ZM159 104H162L161 102L159 103ZM164 104V103H163ZM168 104V103H167ZM176 104H178V103H176ZM183 104V103H182ZM198 104V103H197ZM200 104V103H199ZM214 104V103H213ZM173 105V104H172ZM148 106V105H147ZM175 106V105H174ZM181 106V105H180ZM186 106V105H185ZM237 106V105H236ZM149 107H150V105H149ZM159 107H160V105H159ZM187 107V106H186ZM207 107V106H206ZM218 107V106H217ZM224 107V106H223ZM233 107V106H232ZM244 107V108H245ZM163 108V107H162ZM185 108V107H184ZM211 108V107H210ZM221 108V107H220ZM125 109V108H124ZM157 109V108H156ZM159 109V108H158ZM161 109V108H160ZM164 109V108H163ZM172 109V108H171ZM175 109V108H174ZM181 109V108H180ZM201 109V108H200ZM209 109V108H208ZM218 109V108H217ZM217 109H216V111L215 112H211V114L213 115L214 113H215V115L216 114H218V113H220V111H217ZM221 109H223L224 110V108H221ZM232 109V108H231ZM234 109V108H233ZM155 110V109H154ZM162 110V109H161ZM166 110V108L164 109V112H166L165 111ZM203 110H205L204 108H203ZM211 110V109H210ZM214 110V109H213ZM212 110V111H213ZM242 110V109H241ZM126 111V110H125ZM171 111V110H170ZM178 111V110H177ZM180 111V110H179ZM187 111V110H186ZM207 111H209V110H207ZM228 111V110H227ZM149 112H151V111H149ZM163 112V111H162ZM192 112H193V110H192ZM199 112V111H198ZM217 112V113H216ZM131 113V112H130ZM133 114L135 113L134 111L132 112ZM131 113V114H132ZM154 113V112H153ZM224 114V113H223ZM225 114H227V113H225ZM224 114V115H225ZM229 114V113H228ZM247 114H249V113H247ZM256 114V113H255ZM124 115V114H123ZM129 115V114H128ZM209 115H210V113H209ZM212 115H211V117H212ZM236 115V114H235ZM258 115V113L256 114V116ZM130 116V115H129ZM140 117L141 118V121L139 120H133L134 122H137L138 121V123H140V125H141V128H144V126H145V128L143 129L144 131H142V133H143V136L142 137H139V139H137L138 140V142L136 143V142H134V139H131V143H132V140H133V145L132 144H130V145H128V147L127 146H125V148L128 150V152H127V154L129 153V155H130V152L129 151H131V156H127L128 158L130 157L131 158V160H130V162L128 163V167L129 168H131V170H133L134 172H133V174H134V176H133V174H130V175H132V178L134 177L135 179H134V181H136L137 182V184H135V186H136V188L137 187H139L138 189H136V190H138V191H136V190H134L135 188H130V190L132 191V193L134 194L135 193V196H132V194H131V191H129V193L127 192V194L129 195V194H131V197H134V198H136V195L139 197V199H140V197H142V196H144L143 194H145V198H147L149 195H151V190L152 191H154V192H156V193H153V195H154V197L151 195L150 197L152 198L153 197V199H154V202L152 201L151 202V200L149 201V202H151V203H149V204H151V207H155L156 208V210L154 211V209L152 210L154 213L152 214V216L155 214L156 215V212H158V210H161L160 208H162L161 206V203H162V199L163 198H165V197H167V198H169V201H172L173 202V200H175L177 197H178V195H179V193L181 192V191H183V188L184 187H186L187 188V185L189 186V184L190 183H192V181H194L196 178L197 179H199V181H200V179H204V180H210L211 182L212 181H214V182H216V181H219V179H218V177L220 178V182L219 183H222V187H224L223 189L224 190H226V188H228L227 186H229L228 185V182L229 183H231V185L233 184V186L235 187V185H237L238 184V187L240 186V185H242V184H244L245 186L246 185H248V187H249V185H250V187H251V184L253 183L254 184V188L252 187V192L251 193H249L248 191V193H249V195H247L246 193H244L245 192V186L243 185L242 187H244V188H242V187H237L238 188V190L239 189H243V191L244 192H241L240 190H239V192L237 191V193H235L234 191L231 193H227V195H226V193H224V192H220V193H218L217 191H216V193H214L213 191V194H214V197L212 196V197H210V200L207 202V201H205V202H207V203H209L210 201H211V198H214V200H218L217 198H219V197H221L222 196V198H223V193H224V200L226 199L228 202L230 201V202H232L233 200L232 199H234V200H236V201H238V203H236V201L233 203L234 205L236 204L238 207V209L237 208H235V209H237L238 211H237V215L240 217V219L239 220H241V221H243V220H245V219H247L246 217L248 216V214H249V211H251V209L252 208H255L256 209V207H257V209H256V212L254 213V211L255 210H252L253 211V213L255 214H253L252 213V215L250 216V217H248V221H247V223H249V221L251 222L252 220V222H253V224H252V228L250 227L251 226V224H250V226H248L249 227V230H247V223H246V220H245V224L243 225L244 226V229L245 230H243V226H242V223H240L241 221H237L238 223H240V225H241V227H242V230L244 231V233L245 232H249V231H251L250 233H248V234H246V235H243L244 233H242L243 231H241V233L240 234H242V235H240V234H234L235 232L234 231H236L237 229H239V228H237V229H235V230H233V231H226L225 230V232L223 231V230H221V231H223L221 234L219 233H210V234H207L206 235V233L204 234V235H201V236H204V237H201L200 239H196V241H195V243L197 244H194V245H196L197 247H198V245H200L199 247H202L203 245L204 246H206L207 245V247H211V249H212V253H213V255L212 256H215V258H214V264H233L232 262H236V260L234 259V258H232L233 256L234 257H237V254H236V252H239L238 251V249L239 250H242L243 248L245 249L246 248V250H242V251H240L239 252V256H241V257H239L238 259H240V260H242L241 261V263L242 262H246L245 264H264V233H263V229H264V225H263V223H262V220L261 219H263L264 218V143L262 142V146H260V147H258L259 145H260V142H261V140H262V138L264 137V135H261V134H264V128L263 127H261L262 125H264L263 123H264V121L263 120H261V122L260 123H262V124H260L261 126V128H260V130L261 131H263L260 135L261 136H263V137H261L260 135H259V137H255V140L256 139H258L257 141H259L260 139V141L259 142H257V144H256V142H253V141H255L254 140V138H253V143L252 142H248V143H246L248 140H249V138H250V134L251 133H253V132H255V133H253L254 135L256 134V135H258L259 134V128H255V126H253L252 125V127L250 126L251 125V123H250V125H249V123L248 122H246L245 120H244V124H245V126L247 127L248 125V128H247V130L249 131V127H251L250 128V130H253L254 129V131L252 132V131H249L250 133H249V138L247 137V141L245 142L246 143V145H244L245 143H243V141L245 140V138L243 137V139L244 140H240V139H242V134H246L247 132H242V130L243 129H246L244 126V128L243 127H241L242 125L240 124V125H236L233 129H238V128H240V129H238L239 131L241 130V132L239 133V131H237V132H235V133H237V134H235L234 132H233V134L231 133L230 134V132L233 130V129H229V128H231V122H230V120L228 119L230 116H232L233 117V115H230L229 117H228V115H227V119H228V121H229V123H230V125H228V127L229 128H227L226 130H224V128H223V132H220L219 134H213L212 133V135H216V136H213L212 137V135H211V139H208L207 140V138H205V139H201L200 137V139H201V142L204 140V142H202L203 143V145H204V143L205 144H208L209 146H210V148L209 149H212V148H216L217 150H218V146L219 145H221L222 146V152H224V153H222V152H219V154H218V152H217V150H215V149H212V151L214 150L215 151V153L213 154V156H211V153L209 154L210 155V160H212L213 158H215V157H219L220 156V158L221 159H218V158H215V159H213L212 160V162H210L211 164L209 165V162L208 163H206L208 160H206V158H205V160H203L202 158H201V160H199L198 162H199V168H203L205 171H207V172H201V171H203V170H199L198 168L196 169V167H194V171L195 170H199L198 171V173H199V176H202V173H203V177L204 176H207V178L206 177H202V178H199V176H198V174H197V176L198 177H196V173L197 172H194L193 173V162H195L194 163V165L195 164H197L196 163V159L194 160V158H196V156L195 157H193V160L194 161H192V159L190 160V159H188V161L190 160V163H192L191 164V166H192V168H191V166L189 167V168H191L192 170H191V172H190V174H194L195 175V177L196 178H194L193 177V179H192V175H190V178L188 179V173H187V171H186V166H185V163H183V162H186V165L187 164H189V163H187V159L185 160V158L186 157H190V156H187V155H185V157L184 156H180L179 155V158L181 157V159L184 157V160H183V162L181 161V159H180V162H182V163H180L177 159V166L175 165L176 164V160L174 161V164H173V166H170V168H174V165L176 166L174 169H175V172H174V170H172V172H171V170L168 168V165H167V163L165 164L166 166H167V168L169 169V172L170 173H172V176L175 174V176H176V173H179L178 172V170L176 171V168L179 166H182L183 164V166H185V167H183L182 168V172L184 173V171L186 172V176L187 177H184V174H180L182 177L179 179L180 181L176 184V183H174V180L176 181V179L178 178L177 176H176V179H175V177H174V180L172 181V183L171 184H175L176 186H175V188L177 189V190H173L171 193H168V194H163V193H161V194H159L157 197L155 196V194H157V192H159V191H161L159 188H160V186H164V184L162 185V172H164L165 170H167L166 169V167L164 168L165 170H163V165H164V163H165V161H168V160H165L166 159V156H165V149H168L170 152H172V151H176L177 153H178V151L176 150V149H178V147L179 146H184V145H179V144H181L180 143V141L181 142H183V141H187L186 140V137H184L185 135H183V138H180L179 139V137H178V135H176L175 137H178V140L176 141L175 140V138L174 139H172V140H175V141H173V142H171V143H169V144H167L166 142L167 141H169L170 142V139L173 137V134H172V137L170 138V137H168V138H166V142L164 141V136H162V133H161V131H163V129H164V126L166 125L165 124V117H164V115H162V114H160V113H158V115H155L154 116V118L153 119H149V118H147L146 117V115L145 114H137V112H136V115H135V118L136 117ZM207 116V115H206ZM218 116H221V114H219ZM218 116H216L218 119H221V118H219ZM223 116V115H222ZM221 116V117H222ZM248 116V115H247ZM256 116H254V117H256ZM262 116H264V114L262 115ZM146 117V118H145ZM210 117V116H209ZM209 117H207V119L209 118ZM213 117H215V116H213ZM212 117V118H213ZM215 117V118H216ZM244 117V116H243ZM257 117H259V115L257 116ZM261 117V116H260ZM206 118V117H205ZM214 118V119H215ZM225 118V116H223L222 117V121L220 120H218V119H215L214 121H216L217 120V123L218 122H223L224 119ZM231 118V117H230ZM236 118V117H235ZM239 118H240V116H239ZM246 117H244V119H245ZM136 119H138V118H136ZM232 119H234V118H232ZM236 119H238V118H236ZM248 119V118H247ZM251 119V118H250ZM260 119V118H259ZM263 119V118H262ZM132 120V119H131ZM145 120V121H144ZM210 120V121H209ZM209 120L207 121L206 119L204 120V119H202V120H200V123H202V122H204V121H207L208 122V125H210L211 124V121H213V119L211 120V118H209ZM252 120H253V118H252ZM142 121H144L145 122V124H144V126H142L143 124H142ZM202 121V122H201ZM214 121L212 122V124H215V126L217 125V123L215 122L214 123ZM227 121V120H226ZM228 121H227V124H228ZM131 122V121H130ZM143 122V123H144ZM207 122H205V123H207ZM210 122V123H209ZM258 122H259V120H258ZM181 123V122H180ZM186 123V122H185ZM224 123H225V121H224ZM237 123V122H236ZM130 124V123H129ZM132 124H133V122H132ZM189 123H187V125H188ZM202 124H204V123H202ZM202 124H199L198 123V126H200V125H202ZM226 124V125H227ZM243 124V125H244ZM247 124V125H246ZM252 124H254V125H256L255 123H253L252 122ZM124 125V124H123ZM122 125V126H123ZM126 125V124H125ZM170 125V124H169ZM173 125V124H172ZM172 125H170V127L172 128V127H174V126H172ZM197 125V124H196ZM208 125L206 126V125H204V132L206 133V129H205V127L207 128L208 127ZM222 125H223V123H222ZM235 125V124H234ZM233 125V126H234ZM127 126V125H126ZM126 126H124V127H126ZM129 126V125H128ZM136 126V125H135ZM138 126H139V124H138ZM146 126H148V127H146ZM167 126V125H166ZM175 126H177L176 124H175ZM214 125H213V129H214V127H215ZM257 127L259 126V125H256ZM184 127H185V125H184ZM197 127V126H196ZM195 127V128H196ZM200 127H203V126H200ZM210 128H211V125L209 126ZM219 127V126H218ZM224 127H226L225 125H224ZM167 127H165V129H166ZM168 128H169V126H168ZM177 128V127H176ZM194 128V129H195ZM209 128V129H210ZM109 129V128H108ZM132 129V128H131ZM187 129H189V128H187ZM192 129V128H191ZM194 129H192V131L194 130ZM199 129V128H198ZM203 129V128H202ZM208 129V128H207ZM217 129V128H216ZM263 129V130H262ZM102 130V129H101ZM101 130H100V135H102L101 134ZM121 130V129H120ZM124 130H125V128H124ZM124 130H122V131H124ZM135 130L137 131V128H135ZM167 130V129H166ZM169 130H170V128H169ZM168 130V131H169ZM220 130V129H219ZM256 130V131H255ZM258 130V131H257ZM179 131V130H178ZM187 131V130H186ZM186 131H184L185 133H187ZM189 131V130H188ZM202 131V133H203V136L204 135H206V134H204V132ZM209 130H207V135H208V137H209V134H211V133H209L208 132ZM77 132H78V130H77ZM132 132H134V130H132ZM164 132V131H163ZM183 132V133H184ZM199 132V131H198ZM200 132H201V129H200ZM210 132H212L211 131V129H210ZM213 132H214V130H213ZM257 132V133H256ZM102 133H105L106 134V132H102ZM117 133V132H116ZM122 133V132H121ZM130 133V132H129ZM141 133V134H142ZM182 133V132H181ZM184 133V134H185ZM189 133V132H188ZM136 134V133H135ZM148 134V135H147ZM149 134H152V138H154V136H155V139H152V138H148L149 137ZM169 134V133H168ZM177 134V133H176ZM235 134V135H234ZM253 134L251 135L252 137H253ZM119 135V134H118ZM126 135H127V133H126ZM126 135H125V137H126ZM129 135V134H128ZM134 135V134H133ZM146 135H147V137H146ZM165 135V134H164ZM206 135V136H207ZM255 135V136H256ZM98 136V135H97ZM103 136V135H102ZM123 136V135H122ZM138 136H140V133L138 134ZM151 136V135H150ZM246 136H248V135H246ZM98 137H100V136H98ZM104 137H107V136H104ZM103 137V138H104ZM195 137H198V136H195ZM118 138V137H117ZM117 138H115V139H117ZM133 138H135V137H133ZM189 138H191V137H189ZM98 139V138H97ZM105 139V138H104ZM108 139V138H107ZM119 139H121V138H119ZM183 139V140H182ZM187 139H188V137H187ZM198 139V138H197ZM197 139H194V140H192V141H196ZM199 139V140H200ZM94 140V139H93ZM118 140V139H117ZM122 140V139H121ZM128 140H130V139H128ZM127 140V141H128ZM191 140H189V141H191ZM251 140H252V138H251ZM108 141V140H107ZM112 142H114L113 140H111ZM116 141V140H115ZM125 141V140H124ZM250 141V140H249ZM264 141V140H263ZM110 142V141H109ZM118 142H119V140H118ZM121 142V141H120ZM129 142V141H128ZM140 142V143H139ZM198 142V140L196 141V143ZM201 142L199 143V144H201ZM102 143H103V141H102ZM114 143H116V142H114ZM122 143V142H121ZM190 143V142H189ZM196 143H190L189 145H191L192 147V150L194 149V148H196V147H194V144H196ZM255 143V145L256 146H253V144ZM91 144V143H90ZM89 144V145H90ZM94 144H95V146L93 147V148H97L101 143H99V142H94ZM108 143H106V145H107ZM109 144H111V143H109ZM123 144V143H122ZM128 144V143H127ZM60 145V144H59ZM92 145V144H91ZM98 145V146H97ZM198 145V144H197ZM58 146V145H57ZM64 146V145H63ZM66 146V145H65ZM64 146V147H65ZM109 146V145H108ZM122 146V145H121ZM121 146H119V147H121ZM124 146V145H123ZM186 146V145H185ZM183 147L184 148V150H185V148L186 147ZM200 146V145H199ZM198 146V147H199ZM205 146V145H204ZM203 146V147H204ZM221 146H219V147H221ZM253 146V147H252ZM73 147V146H72ZM71 147V148H72ZM87 147H89L88 146V140H87V138L85 139V138H77L76 140H75V145H74V147L70 150V148H64L65 150H66V152L65 153H63V155L62 156H60V155H57L56 157H54V160H55V167H54V169H53V171H50V170H48L47 169V167H45L46 165H41V168L43 167V170H41L40 171V173H38V172H36V174L34 173V174H23V178L24 179H26L27 181H31V183H33V185H34V195H35V198L36 199H42V201L43 202H45V205L47 204V205H49V206H47L48 208L49 207H52V208H55V207H61L62 205H66V207H67V210H68V212H70V216L73 218V216H74V218L73 219H78V221L80 222H78V224H81L82 225V227L84 228V232H86V227H87V225H88V221L90 220V216H89V213H91L92 214V212H93V208H94V206L95 205H93L94 204V202L96 201L95 200V198H96V196L98 195V189H99V185H100V180H99V177L98 176H100V175H98V173L99 174H101V176L102 175H104V177H108L109 175H106L105 176V174L104 173H102V169H103V167H105L104 166V164L106 163V162H104V164H102L101 162H103V160L101 161L100 160V163L99 164H102V165H98V167L100 168V170H99V168L97 167V165L96 164H98V161H99V158H98V160H96L97 161V163H95V160H94V162L92 163L91 161H90V159H91V156L93 155H89L90 156V158L88 157V152L87 153H85L83 150V153L84 154H86L87 155V157L85 158V157H83V155H81V149H87ZM104 147H105V144H104ZM180 148V149H183V148ZM187 147H189V146H187ZM194 147V148H193ZM207 147V146H206ZM251 147H252V149H251ZM90 148V147H89ZM92 148V147H91ZM99 148V147H98ZM106 148L108 149V147L106 146ZM114 148V147H113ZM200 148L201 147H199V150H200ZM257 148H259L258 150H259V153H257L256 152V150H257ZM63 149V150H64ZM68 149V150H67ZM100 149H101V146H100ZM102 149H104V148H102ZM101 149V150H102ZM118 149V148H117ZM126 149L124 150V152L126 151ZM198 149V148H197ZM202 149V148H201ZM256 149V150H255ZM122 150H123V148H122ZM190 150V149H189ZM196 149H194V151H195ZM206 150V149H205ZM221 149H219V151H220ZM223 150H225V151H223ZM257 150V151H258ZM60 151V150H59ZM58 151V152H59ZM100 151V150H99ZM167 151V150H166ZM203 151V150H202ZM207 151V150H206ZM209 151H211V150H208V153H209ZM213 151V152H214ZM254 151V153H252ZM64 152V151H63ZM98 152V151H97ZM97 152H96V154H97ZM112 152V151H111ZM110 152V153H111ZM115 152V151H114ZM118 152H120V149H119V151ZM169 152V153H170ZM185 152V151H184ZM184 152H179L180 154H182V153H184ZM187 152H188V150H187ZM196 152V151H195ZM194 152V153H195ZM198 152V151H197ZM167 154H168V152H166ZM175 152H173V154H174ZM176 153V154H177ZM191 153V152H190ZM193 153V152H192ZM204 153H205V151H204ZM95 154V155H96ZM109 154V153H108ZM115 154V153H114ZM120 154H121V152H120ZM126 154V153H125ZM172 153H170V155H171ZM197 154V153H196ZM221 154H223L222 156H221ZM254 154H256V155H254ZM258 154V155H257ZM95 155H93V157L95 156ZM118 155V154H117ZM169 155V156H170ZM178 155V154H177ZM177 155H173V156H177ZM200 155V154H199ZM203 155V154H202ZM206 156L208 155L207 154V152H206V154H205ZM217 155V156H216ZM97 156V155H96ZM95 156V157H96ZM103 156V155H102ZM112 156V155H111ZM115 156V155H114ZM114 156L111 158V159H113L114 158ZM121 156V155H120ZM172 156V155H171ZM198 156V155H197ZM98 157V156H97ZM104 157H105V155H104ZM107 157L108 156H106V159H104V160H108L107 159ZM126 157V156H125ZM168 157V156H167ZM200 157V156H199ZM202 157V156H201ZM103 158V157H102ZM173 158V157H172ZM178 158V159H179ZM204 158V157H203ZM91 159V160H92ZM122 159H123V157H122ZM168 159V158H167ZM198 159V158H197ZM119 160V159H118ZM172 160V159H171ZM202 160L203 161H205V164H206V166L203 164L204 162H202ZM209 160V161H210ZM111 161H113V160H111ZM123 161V160H122ZM121 161V162H122ZM126 161H128L127 159H126ZM192 161V162H191ZM54 162V161H53ZM118 162V161H117ZM119 162H120V160H119ZM119 162H118V164H119ZM120 162V163H121ZM172 162V161H171ZM110 163V162H109ZM114 164V161L113 162H111V164ZM180 163V164H179ZM108 164V163H107ZM117 164V165H118ZM124 164V163H123ZM125 164H127V163H125ZM182 164V165H181ZM115 165V164H114ZM121 165H122V163H121ZM190 165V164H189ZM119 166H120V164L118 165V168H119ZM110 167H112V168H114L115 166H111L110 165ZM125 167V166H124ZM124 167H122V169L124 168ZM178 167V168H179ZM198 167V166H197ZM207 167L208 169H205V168ZM111 168V169H112ZM129 168H127V169H129ZM177 168V169H178ZM185 168V169H184ZM189 168H187V169H189ZM104 169H107V167L106 168H104ZM116 169V168H115ZM122 169H121V166H120V171H122ZM124 169H126V167L124 168ZM179 169H181V168H179ZM184 169V170H183ZM110 170V169H109ZM130 170V169H129ZM128 170H125V172L124 173H127V175H128V173L129 172H131V171H128ZM180 171V170H179ZM180 171V172H181ZM113 172V171H112ZM168 172V171H167ZM166 171H165V173H167ZM169 172H168V175H169ZM189 172V171H188ZM106 173V172H105ZM122 173H123V171H122ZM164 173V174H165ZM243 174V176L241 175V174ZM108 174V173H107ZM110 174H112V173H110ZM179 174H177L178 176H179ZM201 174V175H200ZM113 175V174H112ZM111 175V176H112ZM117 175V174H116ZM120 175H124V174H121L120 173ZM129 175V176H130ZM217 175H220V176H217ZM239 175H241V177L243 178V180L241 181V179L242 178H240V180L238 181L236 178H237V176L238 177H240ZM249 175H251L253 178H251ZM118 176V175H117ZM215 176L217 177V179L215 180L214 178H215ZM226 176V177H225ZM228 176H230V178H229V180H228V182H227V179H225V178H227ZM236 176V177H235ZM255 176L256 177H258V181H255L256 179H255ZM103 177V176H102ZM110 177V176H109ZM116 177V176H115ZM124 177H127V176H123V179H124ZM131 177V176H130ZM180 177V176H179ZM119 178V177H118ZM118 178H116L117 180H118ZM120 178H122L121 176H120ZM131 178V179H132ZM167 178V177H166ZM170 178H171V176H170ZM182 178H184V179H182ZM186 178V179H185ZM211 178H213V179H211ZM221 178L222 179H224V180H222V182H221ZM127 180H125V181H128V177L126 178ZM252 179H255V180H253V181H251L250 182V180H252ZM159 180H161V181H159ZM171 180V179H170ZM178 180V179H177ZM184 180V181H183ZM204 180H201L202 182L204 181ZM120 181V180H119ZM119 181L118 182H116L117 184L119 183ZM124 181V180H123ZM125 181L123 182V183H125ZM134 181H132L131 180V182H134ZM183 181V182H182ZM197 181V180H196ZM107 182H109L108 181V179H107ZM111 182V181H110ZM136 182H134V183H136ZM182 182V184L181 185H179L180 183ZM195 182V181H194ZM198 182V181H197ZM209 182V181H208ZM207 182V183H208ZM247 182V183H246ZM249 182V183H248ZM256 182H258V183H256ZM106 183V182H105ZM129 183H130V181H129ZM170 183V182H169ZM207 183H205L204 185L205 186H207V188H208V185H207ZM219 183H217V185L219 184ZM241 183V184H240ZM246 183V184H245ZM48 184H58L59 185V189H48L47 187H49L48 186ZM128 184V183H127ZM126 184V185H127ZM140 184V185H139ZM200 184V183H199ZM214 184V183H213ZM253 184H252V186H253ZM107 185V184H106ZM108 185H109V187H110V184L108 183ZM115 185V184H114ZM132 185V184H131ZM130 185V186H131ZM216 185V186H217ZM219 185H221V184H219ZM218 185V186H219ZM230 185V186H231ZM116 186H119V185H116ZM124 186H125V184H124ZM172 186V185H171ZM212 186V185H211ZM226 186V187H225ZM233 186H231L232 188H233ZM165 187V186H164ZM167 188L169 187V186H166ZM173 187H174V185H173ZM179 187V188H178ZM202 188H204L203 186H201ZM200 187V188H201ZM210 187V186H209ZM235 187V190L237 189ZM247 187V186H246ZM141 188H143V189H145V190H149L150 191V193H149V195H148V193H147V197H146V193H143L142 191H141ZM163 188V187H162ZM211 188V187H210ZM218 188H220V187H218ZM218 188H217V190H218ZM231 188V189H232ZM47 189L49 190V191H47ZM115 189H116V187H115ZM122 189V188H121ZM133 189V190H132ZM193 189H194V191H195V188L193 187ZM193 189H191V190H193ZM221 189V188H220ZM219 189V190H220ZM230 189V188H229ZM228 189V190H229ZM230 189V190H231ZM234 189V188H233ZM247 189V188H246ZM250 191H251V189L250 188H248ZM109 190H111V189H109ZM117 190H119V189H117ZM164 190V189H163ZM105 191V190H104ZM123 191V190H122ZM144 191V190H143ZM193 191V192H194ZM205 190H203V192H204ZM206 191H208V189H206ZM221 191H223V190H221ZM137 192V193H136ZM201 192H202V190H201ZM209 192H210V190H209ZM109 193V192H108ZM111 193V192H110ZM114 193V192H113ZM117 193V192H116ZM119 193V192H118ZM195 194H194V196H195V198H196V196L197 195H199L198 193H200L199 192V189H196V192H194ZM207 193V192H206ZM206 193H202V195H201V193H200V195H201V197L203 196V194H206ZM245 195H244V194ZM187 194V193H186ZM185 194V195H186ZM191 194V193H190ZM215 194H219L218 196L217 195H215ZM241 194H242V199H240V197H241ZM128 195H126V196H128ZM200 195L198 196V197H200ZM221 195V196H220ZM105 196V195H104ZM115 196H117V195H115ZM121 196H123V195H121ZM182 196V195H181ZM190 196V195H189ZM188 196V197H189ZM193 196V195H192ZM205 196V195H204ZM207 196V195H206ZM217 196V197H216ZM108 197V196H107ZM129 197H130V195H129ZM130 197V198H131ZM186 197V196H185ZM199 198V199H195V200H193L195 203L196 202H198L200 199H202V198ZM209 197H208V199H209ZM113 198H114V196H113ZM142 198H144V197H142ZM141 198V199H142ZM145 198H144V200H141L142 201V203H145L144 201H146L145 200ZM172 198V200H170ZM205 198V197H204ZM40 199V200H41ZM119 199V198H118ZM121 199V198H120ZM127 199H128V197H127ZM132 199V198H131ZM138 199V200H139ZM191 199V198H190ZM190 199H188L187 198V200H188V202H189V200ZM206 199H207V197H206ZM207 199V200H208ZM95 200V201H94ZM114 200H115V198H114ZM113 200V201H114ZM124 200H126L125 198H124ZM128 200H130V199H128ZM133 200V199H132ZM138 200H133V201H137V202H139ZM182 200H185V199H183L182 198ZM214 200H212V203L214 202L215 204H216V201H214ZM223 200V199H222ZM232 200V201H231ZM131 201V200H130ZM130 201H128V203L130 202ZM132 201V202H133ZM141 201H140V205H136V207L137 206H139V208L141 207ZM186 201V200H185ZM200 201H203V200H200ZM226 201V202H227ZM121 202V201H120ZM119 202V203H120ZM125 202V201H124ZM132 202H131V205H132ZM137 202H135V204L137 203ZM179 202V201H178ZM182 202V201H181ZM181 202L179 203V204H181ZM188 202H187V204H188ZM191 202V201H190ZM205 202H202L203 203V205L205 204ZM222 202V201H221ZM230 202H229V204H230ZM42 203V202H41ZM126 204H127V202H125ZM153 203V204H152ZM166 203V202H165ZM174 203H176V202H174ZM191 203L192 205H194L193 206V208L195 207L196 209H198V207L199 206H201V203ZM207 203L204 205V206H206L207 205ZM211 203V202H210ZM209 203V206L210 205H212V203L210 204ZM223 203V202H222ZM232 203H231V205H232ZM43 204V203H42ZM108 204L110 205V202H108ZM163 204H164V202H163ZM190 204V203H189ZM197 204H198V207H196L197 206ZM214 204V205H215ZM44 205V204H43ZM128 205H130V204H128ZM127 205V206H128ZM143 205V204H142ZM152 205H155V206H152ZM156 205L158 206V210H157V207H156ZM174 205V204H173ZM177 205H178V203H177ZM182 205V204H181ZM186 205V204H185ZM185 205H183V206H185ZM222 205H226V204H222ZM222 205H219L218 206V204H217V209H219L220 208V206H222ZM233 205V206H234ZM126 206V205H125ZM147 206H148V204H147ZM150 206V205H149ZM170 206V205H169ZM176 206V205H175ZM189 206V205H188ZM188 206H186V209H187V207ZM227 206H229V205H227ZM45 207V206H44ZM117 207V206H116ZM129 207V206H128ZM136 207H135V209H136ZM178 207V206H177ZM181 207V206H180ZM203 207V206H202ZM201 207V208H202ZM225 207V206H224ZM236 207V206H235ZM108 208V207H107ZM138 207H137V209L136 210H138L139 209ZM193 208L191 209V207H190V209L192 210V211H194L195 212V210H193ZM194 208V209H195ZM203 208H205V207H203ZM206 208H208L207 206H206ZM205 208V209H206ZM213 208V209H212ZM216 208H215V210H214V207H210V209L213 211H217L216 210ZM222 208V207H221ZM220 208V209H221ZM229 209L231 208V206L230 207H228ZM95 209V208H94ZM146 209V208H145ZM149 209V208H148ZM167 209V208H166ZM178 209V208H177ZM177 209L175 210V211H177ZM184 209V208H183ZM182 209V211L184 212V210ZM205 209H203V210H205ZM209 209V210H210ZM219 209V211H221ZM225 209V208H224ZM235 209H231V211L232 210H234V211H236ZM129 210H130V208H129ZM132 210V209H131ZM135 210V211H136ZM173 210H174V208H173ZM181 210V209H180ZM179 210V211H180ZM201 210V209H200ZM200 210H199V215H201L200 214ZM208 210V209H207ZM226 210H227V208H226ZM225 210V211H226ZM92 211V212H91ZM133 211V210H132ZM139 211V210H138ZM146 211H148V210H146ZM165 211V210H164ZM168 211V210H167ZM191 211V212H192ZM202 211V210H201ZM211 211V212H212ZM231 211H229L228 213H230ZM107 212V211H106ZM117 212H119V209H118V211ZM127 212V211H126ZM134 212V211H133ZM173 212V211H172ZM203 212H205V211H202L201 213H203ZM209 212V211H208ZM207 211H206V213H208ZM211 212H210V214H211ZM215 212H213V213H215ZM123 214L125 213V212H122ZM128 213V212H127ZM137 213V212H136ZM140 213V212H139ZM164 213V212H163ZM175 213V212H174ZM188 213H189V211H188ZM196 213L197 212H195L194 213V216H197L196 215ZM205 213V214H206ZM224 213V212H223ZM235 213V212H234ZM144 215L146 214V213H143ZM165 214V213H164ZM180 214V213H179ZM187 214V213H186ZM189 214H191V213H189ZM217 214V213H216ZM216 214H213V215H210V216H208V214H206L207 216V219H208V221H210V223H212V225L213 226H211V227H214V224H215V219L217 218V216H216ZM233 214V213H232ZM251 214V213H250ZM73 215V216H72ZM134 215H136L135 214V212H134ZM177 215V214H176ZM222 214L220 213V216H221ZM224 215V214H223ZM231 215V214H230ZM234 215V214H233ZM236 215V216H237ZM127 216V215H126ZM131 216V215H130ZM133 216V215H132ZM131 216V217H132ZM160 216V215H159ZM167 216V215H166ZM168 216H169V213H168ZM190 216V215H189ZM193 215H191V217H192ZM211 216H213V217H211ZM225 216H226V214H225ZM232 216V215H231ZM231 216H230V218H231ZM1 217V216H0ZM88 217H89V219H88ZM118 217V216H117ZM131 217H129V218H131ZM135 216H133V218H134ZM138 217V216H137ZM144 217V216H143ZM154 218H156V216H153ZM162 217V216H161ZM174 217V216H173ZM180 217H182V216H180ZM184 217V216H183ZM182 217V218H183ZM206 217H205V219L203 218V225H202V223H200V221H201V219L199 220L198 218H199V216L198 217H194V218H196L197 219V222H198V220H199V223H200V227H202V228H204V227H206V225H204V224H208L209 222L206 220ZM215 217V218H214ZM227 217L228 216H226V219L225 220H228L229 219V217H228V219H227ZM233 217V216H232ZM238 217V218H239ZM255 217V218H254ZM11 218V217H10ZM55 218V217H54ZM62 218V217H61ZM100 218V217H99ZM145 218V217H144ZM148 218H149V216H148ZM164 218H165V216H164ZM164 218H162V220H161V222H163V219ZM169 218V217H168ZM179 218V217H178ZM186 218V217H185ZM212 218H214V224H213V222H211L212 220H209V219H212ZM222 218V217H221ZM220 218V219H221ZM223 218H225V217H223ZM234 218L236 219V217L234 216ZM249 218L251 219V220H249ZM4 218H2V221H4L3 220ZM9 219V218H8ZM7 219V220H8ZM49 219V218H48ZM52 219H53V217H52ZM72 219V220H73ZM104 219V218H103ZM170 219H173V220H175L174 218H170ZM196 219H194V220H196ZM218 220H220L219 219V216H218V218H217ZM6 220V219H5ZM6 220V223L8 222V224H10L11 223V219H10V222L9 221H7ZM106 220H107V218H106ZM153 220V219H152ZM159 220V219H158ZM165 221H166V218L164 219ZM172 220V221H173ZM185 220H187V219H185ZM193 219H191V221H192ZM204 220L205 221H207V222H204ZM237 220V219H236ZM52 221V220H51ZM58 221V220H57ZM60 221H62V220H60ZM75 221V220H74ZM73 221V222H74ZM103 221V220H102ZM121 221V220H120ZM145 221V220H144ZM143 221V222H144ZM149 221H151L150 220V218H149ZM175 221H177V220H175ZM180 221H182L181 220V218H180ZM187 221H190V220H187ZM230 221V220H229ZM54 222V221H53ZM56 222V221H55ZM77 222H76V224H77ZM88 222V223H87ZM131 222V221H130ZM145 222H147V220L145 221ZM151 222H155L156 223V221H151ZM161 222H160V224H158L159 226L161 225ZM167 222V221H166ZM165 222V223H166ZM217 222V221H216ZM223 222V221H222ZM221 221H220V223H222ZM228 222V221H227ZM226 222V223H227ZM231 222H233V219H231ZM230 222V223H231ZM234 222H235V220H234ZM236 222V223H237ZM251 222V223H252ZM5 223V222H4ZM32 223V222H31ZM34 223V222H33ZM58 223V222H57ZM64 223V222H63ZM62 222H60V225L61 224H63ZM75 223V222H74ZM139 223H140V221H139ZM164 223V224H165ZM171 223V222H170ZM173 223V222H172ZM171 223V224H172ZM176 223V222H175ZM179 223V222H178ZM181 223V222H180ZM189 224L191 223V222H188ZM192 223H194V222H192ZM195 223H196V221H195ZM199 223H198V226H199ZM224 223V222H223ZM1 224H2V222H1ZM50 224H53V223H50ZM55 224V223H54ZM73 224V223H72ZM93 224V223H92ZM142 223H140V227L142 226L141 225ZM144 224V223H143ZM149 224V223H148ZM186 224V223H185ZM188 224V225H189ZM231 224H235V223H231ZM28 225H29V223H28ZM32 225V224H31ZM80 225V226H81ZM124 225V224H123ZM130 225V224H129ZM137 225V224H136ZM135 224H134V226H136ZM147 225V224H146ZM151 225V224H150ZM149 225V226H150ZM152 225H154V224H152ZM179 225V224H178ZM183 225H184V223H183ZM191 225H193V224H191ZM195 225V224H194ZM209 225H211V224H209ZM227 225H229V222H228V224ZM232 225V227H234ZM240 225L239 226H237V227H240ZM245 225H246V227L247 228H245ZM249 225V224H248ZM2 226V225H1ZM5 226H7L6 224H5ZM9 226V225H8ZM27 226V225H26ZM25 226V227H26ZM43 226V225H42ZM49 226V225H48ZM63 226H65V225H63ZM77 226V225H76ZM145 226V225H144ZM155 226V225H154ZM157 226V225H156ZM164 225H162V227H163ZM166 226H167V224H166ZM172 226H173V224H172ZM190 226V225H189ZM196 226V225H195ZM197 226V227H198ZM217 226V225H216ZM230 226V225H229ZM229 226H227L228 227V229H229ZM15 227V226H14ZM21 227V226H20ZM39 227V226H38ZM53 227H54V225H53ZM67 227V226H66ZM117 227V226H116ZM128 227H130V226H128ZM139 227V229H137L138 231H140V228ZM146 227V226H145ZM153 227V226H152ZM151 227V229H153ZM174 227V229H175V231L176 230H178V229H176L175 227V225L173 226ZM179 227H181L180 225H179ZM179 227H177V228H179ZM184 227H186V226H183V228ZM191 227V226H190ZM189 227V228H190ZM209 227V226H208ZM207 227V228H208ZM219 226H217V228H218ZM222 227V226H221ZM226 227V228H227ZM231 227V229H233ZM236 227V226H235ZM10 228V227H9ZM46 228V227H45ZM50 228V227H49ZM52 228V227H51ZM63 228V227H62ZM126 228V227H125ZM136 228V227H135ZM148 228V226L146 227V231L144 230V232L146 233L147 231L149 232V230L147 229ZM161 228V227H160ZM171 228V227H170ZM170 228L168 229V231L170 232ZM187 228V227H186ZM185 228V229H186ZM193 228V226L191 227V229ZM220 228V227H219ZM0 229H2V228H0ZM27 229H28V227H27ZM97 229H98V227H97ZM134 229V228H133ZM143 229V228H142ZM150 229V230H151ZM163 229H165V228H163ZM181 229V228H180ZM185 229H183L184 231H185ZM195 229H196V227H195ZM215 229V228H214ZM221 229V228H220ZM7 230V229H6ZM63 230V229H62ZM99 230V229H98ZM130 229H127V231H129ZM136 230V229H135ZM136 230V231H137ZM156 230H158V229H156ZM182 230V229H181ZM247 230V231H246ZM55 231H57V230H55ZM118 231V230H117ZM132 231V230H131ZM134 231V230H133ZM142 232H143V230H141ZM161 231V230H160ZM163 231V230H162ZM161 231V232H162ZM172 231V230H171ZM180 231V230H179ZM240 231V230H239ZM58 233H59V231H57ZM56 232V233H57ZM141 232V233H142ZM151 232H153V231H151ZM155 233H157L156 231H154ZM158 232H159V230H158ZM166 232V231H165ZM178 232V231H177ZM176 232V233H177ZM186 232V231H185ZM188 232H189V230H188ZM187 232V233H188ZM193 232V233H192ZM205 232V231H204ZM203 232V233H204ZM226 232H230V233H233V237H232V235H230V237H228V233H226ZM8 233V232H7ZM36 233V232H35ZM135 233V232H134ZM134 233H133V235H134ZM140 233V234H141ZM150 233V232H149ZM163 233V232H162ZM161 233V234H162ZM171 233V232H170ZM175 233V232H174ZM191 233L192 234H190V232H189V234L190 235H192L193 236V234L195 233V235H196V233L197 232H195L194 231V228H193V231H191ZM3 233H1V235H2ZM53 234H55V233H53ZM122 234V233H121ZM131 234V233H130ZM136 234V233H135ZM139 234V235H140ZM143 235H144V233H142ZM141 234V235H142ZM168 233L166 232V234L165 235H167ZM178 234V233H177ZM182 234V233H181ZM200 234V233H199ZM216 234V235H215ZM77 235H80V234H77ZM85 236V238H81L82 239V241H81V243L80 242H77V243H75V247L77 246V248H79V246H86L87 248H90V247H93L92 246V242L91 241H88V238H86V233L84 234ZM147 235H148V233L147 234H145V236H144V238L145 237H147ZM150 235V234H149ZM160 235V234H159ZM159 235H157V237H160ZM180 235V234H179ZM188 235V234H187ZM186 235V236H187ZM190 235H188L189 237H190ZM236 235V236H235ZM3 236H5V235H3ZM7 236V235H6ZM41 236V235H40ZM132 236V235H131ZM169 236H171V237H174V235H173V233H172V235H169ZM169 236H167V237H169ZM187 236V237H188ZM238 236V237H237ZM35 237V236H34ZM62 237V236H61ZM76 237V236H75ZM139 237V236H138ZM143 237V236H142ZM153 237V236H152ZM155 237V236H154ZM165 237V236H164ZM182 237H184V236H182ZM182 237H181V239H182ZM5 238V237H4ZM3 238V239H4ZM18 238V237H17ZM57 238H59V237H57ZM118 238V237H117ZM132 238V237H131ZM141 237H139V239H140ZM151 238V237H150ZM149 238V239H150ZM162 238V237H161ZM170 238V237H169ZM176 238H178V237H176ZM2 239V238H1ZM45 239V238H44ZM52 239H53V237H52ZM64 239V238H63ZM77 239V238H76ZM76 239H75V241H76ZM135 239H136V237H135ZM148 239V238H147ZM146 238L145 239H141V240H144V242H145V240H146V242L145 243H148L149 244V241L150 240H147ZM154 239V238H153ZM179 239V238H178ZM221 239L223 240V241H221ZM36 240V239H35ZM77 240H79V238L77 239ZM141 240H139V241H141ZM158 240H159V238L158 239H156V242H158ZM161 240V239H160ZM168 239H166V241H167ZM177 240V239H176ZM180 240V239H179ZM184 240V239H183ZM3 241H5V240H3ZM39 241V240H38ZM44 241V240H43ZM54 240H52V242H53ZM120 241V240H119ZM155 241V240H154ZM169 241H170V239H169ZM37 242V241H36ZM51 242V241H50ZM82 242H83V244H82ZM144 242H142L143 243V245H145L144 244ZM151 242V241H150ZM160 242V241H159ZM168 242V241H167ZM166 242V243H167ZM171 242V241H170ZM169 242V243H170ZM174 242V241H173ZM171 243V245H173L174 246V244L175 243ZM185 242V241H184ZM187 242L188 241H186L185 243V245H187ZM205 242V243H204ZM227 242H229V247H232L230 250L232 251V249H233V251L231 252L230 251V255H229V257L223 252V250L226 248V245L228 244ZM34 243V242H33ZM37 243H39V242H37ZM64 243V242H63ZM241 243H243L242 245V248H241ZM7 244V243H6ZM45 244V243H44ZM52 244V243H51ZM77 244H79V246L77 245ZM141 244V243H140ZM148 244H146V245H148ZM158 244H161L160 246L161 247H164V246H162V244H164V242H163V239H162V242H160V243H158ZM191 244H192V242H189L188 243V245H189V247L191 246ZM206 244V245H205ZM217 244H219V247L217 248ZM226 244V245H225ZM4 245V244H3ZM48 245V244H47ZM54 246H55V244H53ZM52 245V246H53ZM165 245H169V244H165ZM180 245H182V243H180ZM202 245V246H201ZM34 246V245H33ZM137 246V245H136ZM157 246V245H156ZM156 246H155V248H156ZM177 246H178V244H177ZM177 246H174V247H170V246H168V247H170V248H176ZM183 246H184V244H183ZM202 247V249H205V247ZM49 247V246H48ZM80 247V248H81ZM100 247V246H99ZM110 247V246H109ZM114 247V246H113ZM134 247V246H133ZM138 247H139V245H138ZM151 247V246H150ZM149 247V248H150ZM186 248L185 249H187V248H189L188 246H185ZM191 247H194V246H191ZM241 249H240V248ZM103 248V247H102ZM127 248V247H126ZM137 248V247H136ZM142 248V247H141ZM144 248V247H143ZM147 248V247H146ZM154 248V247H153ZM180 248H181V246H180ZM50 249V248H49ZM48 249V250H49ZM95 249H97V248H95ZM151 249L152 248H150L149 250L151 251ZM177 249V251H178V248H176ZM183 250V251H186V253H187V250ZM192 249V248H191ZM195 249H196V247H195ZM207 249V248H206ZM206 249L204 250V251H206ZM210 249V250H211ZM228 248H226V250H227ZM78 250V249H77ZM99 250H100V248H99ZM160 250H162V249H160ZM159 250V251H160ZM165 250V249H164ZM174 250V249H173ZM180 250V249H179ZM198 250V249H197ZM209 250V251H210ZM5 251V250H4ZM39 251V250H38ZM42 251V250H41ZM61 251V250H60ZM182 250H180V254L183 252H181ZM194 251V250H193ZM199 251V250H198ZM202 251V250H201ZM208 251V252H209ZM216 251H217V254H215L216 253ZM229 251V250H228ZM57 252V251H56ZM79 252V251H78ZM80 252H82V251H80ZM80 252H79V254H80ZM174 252V251H173ZM191 252V251H190ZM207 252V251H206ZM211 252V251H210ZM215 252V253H214ZM39 253H40V251H39ZM142 253V252H141ZM166 253H169V252H166ZM171 253H172V251H171ZM175 253V252H174ZM173 253V254H174ZM179 253V252H178ZM183 253H185V252H183ZM186 253H185V256H184V254H182L181 256H182V261L184 260V261H186L187 260V257H186ZM196 253V252H195ZM205 253V252H204ZM211 253V254H212ZM222 254V255H220L219 256V254ZM6 254V253H5ZM126 254V253H125ZM130 254V253H129ZM135 254V253H134ZM134 254L132 255L133 257H134ZM162 254V253H161ZM176 254H177V252H176ZM188 254V253H187ZM231 254L233 255V254H235V255H233V256H231ZM41 255V254H40ZM105 255V254H104ZM116 255V254H115ZM131 255V254H130ZM157 255V254H156ZM175 255V254H174ZM173 255V256H174ZM193 256H195L194 254H192ZM198 255V254H197ZM82 256V255H81ZM86 256V255H85ZM99 256V255H98ZM119 256V255H118ZM136 257H137V259L140 261V264H142V263H146V261H147V263H148V260H146V258H142L141 256H139L138 254L137 255H135ZM158 256H159V253H158ZM180 256V255H179ZM180 256V257H181ZM183 256L184 257H186V258H183ZM205 256H207V255H204L203 254V256H201V257H205ZM209 256V255H208ZM1 257V256H0ZM108 257V256H107ZM133 257H132V259H133ZM150 257H152V256H150ZM165 257V256H164ZM190 257V256H189ZM81 258H83V257H81ZM100 258H101V256H100ZM99 258V259H100ZM116 258V257H115ZM155 258V257H154ZM172 259H173V257H171ZM194 258V257H193ZM135 259V258H134ZM144 259V260H143ZM198 259V258H197ZM237 259V260H238ZM91 260V259H90ZM119 260V259H118ZM136 260V259H135ZM175 260H176V258H175ZM178 261L180 260V259H177ZM194 260V259H193ZM213 260V259H212ZM101 261V260H100ZM139 261H138V263H139ZM183 261V262H184ZM188 261H189V259H188ZM187 261V263L189 264L191 261H192V259H191V261L190 262H188ZM196 261H198V260H195V262ZM203 261V260H202ZM201 261V262H202ZM210 261V260H209ZM7 262V261H6ZM95 262V261H94ZM103 262H104V260H103ZM114 262V261H113ZM125 262V261H124ZM132 262V261H131ZM142 262V263H141ZM180 263H181V261H179ZM200 262V261H199ZM204 263H201V264H209V263H207V261L205 260V261H203ZM211 262V261H210ZM106 263V262H105ZM109 263H111V262H109ZM146 263V264H147ZM150 263V262H149ZM237 263H239V261H237ZM102 264V263H101ZM107 264V263H106ZM113 264H115V263H113ZM120 264V263H119ZM134 264V263H133ZM153 264V263H152ZM156 264V263H155ZM182 264H184V263H182ZM186 264V263H185ZM192 264H194V261H192ZM240 264V263H239ZM243 264V263H242Z\"/></svg>",
	"mask_w": 264,
	"mask_h": 264
}]
</instances>
